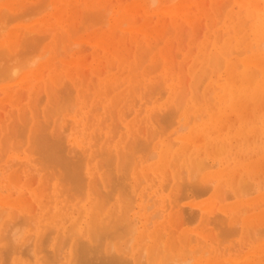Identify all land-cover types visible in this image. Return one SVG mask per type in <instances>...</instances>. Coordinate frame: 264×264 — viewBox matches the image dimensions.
<instances>
[{"label": "rangeland", "instance_id": "obj_1", "mask_svg": "<svg viewBox=\"0 0 264 264\" xmlns=\"http://www.w3.org/2000/svg\"><path fill=\"white\" fill-rule=\"evenodd\" d=\"M54 1H56L57 3L54 2ZM179 1H181V2H179ZM254 1H256V3H257L256 5H255V2ZM254 1L252 0L250 2V0H247V1L246 0H187V1L186 0H53V1L52 0L51 1L50 0H45V1L44 0H4V1L3 0H0V13H1V15L3 14L2 11H4V9L6 10L5 11L6 12L5 15L8 14V13H11L10 11L13 12L11 14H14L16 12L14 14L16 16H13L14 18L16 17V19H14L12 16H11L12 17L11 18L10 17V14L8 15L10 17V19L8 18V16L7 17L5 16L6 17V20L8 19L10 21L9 23H7V26L5 24L7 21L4 22L5 21L4 14L2 16L3 18L2 17L0 18V26H1V28H0V43L1 44L3 43L2 46H0V49H1V47L7 49L8 51L7 50L6 51L8 53H10V54L6 53V55L7 54L10 55L11 58L14 55L13 60H10L11 58L9 56H7L8 58H6V56L0 57L1 58L0 61L3 59V63L0 62V63H2V64H0V70H2V71L4 70V72H5V73H2V71H1L2 75L3 74H6L7 70H8V72L11 71L10 74L11 73L14 74L13 72H15L16 69L18 68V71L15 72V75H12L11 74L10 79L8 78L9 77L7 75L8 73L6 74L8 77L6 75H4V76L0 75L4 79L3 80V79L0 78V105L1 104L3 105V103H4L3 106H0V112H1L0 113V115H1L0 116V120L2 119L1 121L3 122V125H2L3 128L0 126V138H1L0 139V144H1V147H2L1 149H3V150H6L7 149L6 152L3 151V150L0 151L1 152L0 155H2V154L5 153L4 156H0L1 157L0 158V165H1L0 166V170H1L0 171V180H1L0 181L1 182L0 183V197L3 196L2 198H4V202H0V210L1 209H2V211L5 210L3 212L2 211L0 212V215L3 213V215H1V218H0V248H1V250H0V253H1L0 254V264H14V263L16 264V263H19V262H20V264H24V263H28V262H32V264H47L49 260H50V262H49L50 264L54 263V261L57 264H69L70 262H69V259L68 258H70V259L72 258L70 256L71 255L70 254V252H71L70 250L74 249V247H72V249H70L71 248L70 245L74 242V239L78 236V235H75L76 234L75 231L72 230L75 233L74 234L71 231V229H76L77 228V230H79V233L78 234H82V233H85V231L87 230V228L89 227V225L91 226V224H89L87 222L89 220H87L86 218L89 217L88 214L91 215L90 212H91L92 208H90V207H97L96 204H99V203L101 204L103 202V200H101L102 202H100V199L99 200L97 199L99 197V196L97 197V195H100V198H101V197H103L101 195L103 193H105V191H106V189L104 191V188L105 187L102 184V183H104V181L101 182L102 181L101 179H102V173L106 171L107 166H109L107 170L109 171V174H110V176H108V172L107 171L105 172V173H107L106 176H108L107 179H105V182L107 181V183L109 182L108 180H110L109 177H111V174H112L113 178L116 179L115 176H117V178H118V176L120 174L123 176V175L127 174V172H128V175H127L128 178L126 180L128 181V183L130 185H129V187H127L128 186V183L126 182L127 183V186H125L126 188L125 189L123 188L124 189V190L122 189L123 192L120 191V193H124V195L128 194L130 197L127 198L128 195L127 196H123L121 194L122 195V198H121V195L118 196V194H119L118 192L119 191H117V190H119V189L117 187H116L117 188L116 189L115 186H113V188L116 189V191L114 192V189L110 187L111 189H113L112 191L114 192L113 193V196L111 195L112 196V200L110 198L109 203H108L107 198L109 199L110 196L109 197H106V196H107V194L108 195H110V193L112 194V192H109L108 193V191H107L106 192L107 194L106 193L104 194V196L106 195L105 198H106V201H107V206H106V204L105 205H102L103 207L105 206V208L103 210V207L102 206L100 207V204H99L98 207H100L102 209H100L98 207L96 209L100 210V212L98 210L93 212L95 214L92 215V216L98 215L100 213L99 214L100 216L98 215V218H97V216H95V218H93L92 221H89L91 223L93 222V227L94 228H95V226L97 225L98 222L99 223L102 222V220H101L102 217L101 216H103L102 219L104 220V224L107 223L106 222L107 219L110 220V221L108 220V223H107L108 225H110L109 228L107 226L108 231H110V233L107 231V234H109L108 236L110 237L111 233L114 234L115 231L118 232V234H114L115 237L117 236L116 238L113 235H111L110 238H107L106 237L109 241L105 239L106 241L104 240L102 242L103 243L102 244V247L105 245V243H106V246H107L109 244L108 242H110V241H111L110 244L112 243L111 245H113L115 242H118L117 245H119L124 251L126 250L125 248H127V246H128L127 249H129V252H128V250L125 251L124 252L125 255H127L128 257H130L131 255H129V254L132 253L134 257L137 256L136 258L138 259V261H139V257H142V254H138L136 252H138L139 250H141V251H139L140 253H143L144 252L143 257H142V259L144 258V260H140V263L141 264L143 262H144L143 264H150L151 261L149 262V259L146 258V256L152 257V255H153V257H155V255H156V257H157V255H158V257H159V255H161L162 251H163V256L162 255L160 256L161 257V260L160 259H157L155 264H159V261L162 264H165V263L166 264H169V263L170 264H179V263L180 264H188V263L189 264H203V263L204 264H207L206 262H208V258L210 259V256H211V258L214 257V259L212 261L214 263H212V264L218 263V260H219V262L222 261L223 264H226V261H227L226 259L227 258H230V260L235 261L236 260L235 258L234 259H231L233 256H235L236 258L237 257L239 258V259L237 258V260L234 263L236 264V262H237V264H241V262H243L244 259L246 260L250 256V255H247L248 254L247 253L248 251L250 253H251V251L254 252V254H253V252L251 253V256L250 257H252V256L255 257L256 256L257 259L258 258L260 259V260H258L259 261L258 262L255 258L252 257L254 260L252 259L253 262L251 263V258H248L251 264L256 263V261H257L258 264L259 263L260 264H264V258H262V257H264V252H261L260 253L261 250L264 251V249H261V247H260V246L264 245V229L258 230L259 228H264V225H262V224H264V221H262V220H264V218H262V217H264V213H262V212H264V198H262V197H264V193H262V192H264V177H262V176H264V170H262V168H264V166H261V168H259L258 165L255 166L256 161L258 162L260 160L259 162H262L261 160L264 159V151H262V150H264V127H262V126H264V106H262V105H264V95H262V94H264V91H262V89H259V88H257L254 92L251 90V89H253V86H255V85H257V87H258V85L260 83L264 84V82H260L261 80L264 81V76H262V75H264V71H262V68H264V65L259 66L261 64V61H262L261 60V57L264 56V45H261V44H264V38H261L262 40L259 39L256 42H255V40H252L251 39L252 38V33H253V28H255V26L257 24L256 21H257L258 16H259V14L264 13V4H262V3H264V1H261V0H254ZM43 2H44V6H42L43 5L42 4ZM249 2L250 3H253L255 6L253 4H252L253 5L252 7L248 6V5H250ZM24 3H25V5H24ZM78 4H79V6L81 4V7H78ZM127 4H128V6H127ZM19 5L20 6L23 5V6L20 7ZM177 5H178V7H177ZM182 5H183V7H182ZM133 6L134 7L136 6L135 7V10H132V9H134ZM259 6H261V10L258 11V12L257 11H254L253 13L255 15L249 14V13H251L252 10H254L253 7H257V9H260ZM176 7H177V9H176ZM23 8L25 9L26 13H25V11H24ZM39 8H40V10L37 12L36 10H38ZM57 8H58V10L59 9H61V10L58 11ZM251 8H252V10H251ZM106 9L109 10V11H107V13H106ZM181 9H183V10H181ZM220 9H222L220 12H222L224 10L223 13H220L219 12ZM30 10L32 11V13L30 12ZM99 10H101V12ZM239 10H240V13L242 15L239 13ZM55 11L57 12V14H55ZM214 11H216V12H214ZM261 11H262V13H260ZM59 12H61L62 14L60 15ZM70 12H71V14H70ZM91 12L92 13L94 12V13L92 14ZM55 15H57L59 17H56ZM250 15H252L253 18H251L252 16H250ZM101 18H103V19H101ZM208 18H210V19H208ZM1 19H2V21H1ZM247 19H250V22H248ZM104 20H106V22ZM149 20H151V21H149ZM172 20H173V22H171ZM246 20H247V22H246ZM213 21H216L217 22V23L215 22L216 23L215 26H213L214 24L212 25V23H214ZM54 22H55V24H53ZM245 22H246V24H245ZM1 23H4V25L3 24L1 25ZM79 25H80V28H78ZM82 25H84V26H82ZM207 25H208V27H207ZM241 25H242V28H243V29L241 28L242 31H241V29L239 30V28H238V27H241ZM132 26H133V29H132ZM141 26H143V27H141ZM159 26H160V28H159ZM3 27H5V28L2 29ZM127 27L130 28L131 30H129ZM84 28H86V29H84ZM141 28H142V30H141ZM153 28H154V30H153ZM235 28H236V30L238 29L237 32H236ZM163 29H164V31H163ZM184 29H187L186 30L187 32ZM11 30H13V31H11ZM71 30H72V32H71ZM229 30H230V32H229ZM62 31L65 32V33H63ZM206 31H207V33H206ZM26 32H27V34H25ZM30 32H33L35 34V36H33L34 34H31ZM42 32H43V35H45V36L42 35ZM239 32H241V33H239ZM243 32L246 34L244 36V38H246V39H244L245 42L246 41L247 42L249 41L248 43H246L248 45V46H246V48L243 47V43H241V41H239V43L236 42L237 38L239 36H241V35L244 34ZM11 33H14L15 36L13 34H11ZM28 33H30V34H28ZM48 33H49V35H48ZM60 33H61V36L62 37L61 36H58V35H60ZM170 33H172V34H170ZM183 33L185 34V36H184ZM219 33H220V38H219ZM8 34L9 35L11 34V36H13V38L10 37V40H9L7 38V35ZM63 35H65V36H63ZM209 35H211V37ZM234 36H236V37H234ZM34 37H35V40L37 39L36 40L37 42H35ZM66 37L68 38V40H67ZM5 38H7V39H5ZM15 39H16L17 42H13V40L15 41ZM207 39L209 41H206ZM24 40L26 42L28 41L27 44H26V42ZM31 40H33V41H31ZM157 40H160L161 43H159L160 41L158 42ZM181 40L182 41L184 40L183 43H182ZM260 40L262 41V43L259 42ZM156 41L158 42L157 44L155 43ZM10 42H12V43H10ZM22 42L23 43L25 42L24 45H27V46H24L22 44ZM30 42H32V44L35 45V46L32 47L31 46L32 44L30 45ZM33 42H35V43H33ZM62 42H64V43H62ZM152 42L155 43V46H154L155 48L150 47V46L153 45ZM208 42H209V44H208ZM20 43L23 45V47H21V44ZM39 43L41 44V46L39 45ZM113 43H114V45H113ZM148 43H150V44H148ZM205 43H206V45H205ZM231 43H232V46L230 45ZM9 44H11L12 47L15 46L14 48H12L14 50H12V49L9 50V48H8L9 47ZM18 44H20V45H18ZM130 44H132V45H130ZM142 44H143V46H144V48L146 50H147L148 47L150 48V50H151V48H153L152 51H150V53L148 54L146 52V50H144ZM28 45H30V46H28ZM110 45H111V48L109 47ZM249 45H253L252 46V50L248 48ZM258 45L262 46V48L258 47ZM3 46H6V47H3ZM56 46H57V48H56ZM229 46L232 47L233 53L231 51H228L229 53L226 52V49L230 48ZM17 47H18V50H16V52H15V49H17ZM29 47L34 48L33 50L36 49L35 50L36 53L34 51H33L34 53L32 52L34 54L33 56H35V54H36L35 57H33L31 55L32 54V53H30L31 52V50H30L31 48H29ZM205 47H206V49H205ZM54 48H56L57 50L54 49ZM58 48H60V50ZM162 49L164 50L163 53H162ZM26 50H29V51L26 52ZM245 50H247V52ZM12 51L15 52V54ZM57 51H60V52L57 53ZM144 51L146 52L147 55L145 53H142ZM241 51H243V52L242 53H239ZM215 52L218 54V56L215 55L216 54ZM175 53H177V56H176ZM213 53H214V56L212 57L211 54L213 55ZM238 53L240 55H237ZM4 54L5 53L2 50L1 55H4ZM143 54H145V55H143ZM204 54H205V56H204ZM247 54H248V56H251V57H254V55H257V56L259 55L261 57L259 58V56H258V58L260 60V61L257 60L259 62L258 65H255L254 67L251 66L253 68V70L255 69L254 71L253 70L251 71V68L250 67H249L250 69H248L249 72H252L251 75H253V76L255 75V77L251 76L252 78H255L254 80H252L255 85L254 84H252V85L251 84H248V82H249L248 81L243 87H241L239 85L237 86V84L241 82V79L245 83V80L243 78H241V77H243V75L240 74V70L242 71L244 69V66L242 65V63L245 60L244 57L248 58ZM40 55H43V56L41 57ZM15 56H17L16 59H15ZM215 56H217L216 57V61H218V62H219L220 59H223L222 60V63H221L222 65L219 62V68L221 67L219 69V71L215 70L217 68L216 66H218V63L217 62L215 63V59L212 60L213 58H215ZM257 56H255L256 59H257ZM26 57H28V58H26ZM143 57H145L146 59L144 58L145 59L144 60ZM18 58H20V59H18ZM29 58L33 59L34 61L33 60L32 61L34 63H30L29 62V60H30ZM158 58L161 61V62L158 63V64L161 63V65H160L161 67H159V68H158V65L156 64ZM262 58H264V57H262ZM6 59H7V61L10 64L6 61ZM26 59H27V61L31 65L26 61ZM234 59H235L236 62H234ZM16 60H18V61H16ZM12 61L14 62V65L17 64L16 65L17 68L15 67L16 69H14V70H12L13 69V66H14V65H12L13 64ZM20 61H21V63H19L20 65L18 66V62H20ZM46 61H48V62H46ZM54 61L55 62L57 61L58 63H55ZM68 61H70V62H68ZM155 61H156V63H154V64H156V68H155V72H154V69L151 68V67L154 66V64L152 62H155ZM166 61L169 64H167ZM26 62H27V64H26ZM233 62L236 63V66H235L236 68L235 69L233 67L235 65ZM7 63H8V65H11V66H8ZM38 63L39 64L42 63L43 65L41 64L39 66ZM209 63H210V65H209ZM4 64H6L7 66H5ZM23 64H24V66H23ZM174 64H175V66H174ZM262 64H264V63H262ZM97 65H98L99 68L97 67ZM139 65H140V67H139ZM237 65H239V67H237ZM252 65H254V64H252ZM182 66H183V68H182ZM257 66H259L261 69L259 67H257ZM6 67H8V68L11 67L12 69L10 68V69L5 70ZM19 67H20V69H19ZM21 67H22V69H21ZM40 67H43L42 69L44 71ZM230 67L233 69V72L232 73H234V74L236 73V75L238 74L237 77L234 74L228 73L229 71H232V69H230ZM36 68H39L38 70L41 69V71H43V72L40 71V73H41L40 74L39 71ZM150 68L153 70V72L152 71L150 72V70H151ZM156 69H157V71H156ZM30 70L32 72L31 74H30ZM94 70H95V72L97 74L94 72ZM147 70L150 73L149 72L146 73ZM159 70H161L162 73ZM214 70L216 71V73H215ZM33 71H34V73H33ZM97 71H99L101 73H99ZM122 71L125 72V73H122ZM185 71H187V72H185ZM78 72H80V73L78 74ZM84 72L87 73L86 76H85L86 73L84 74ZM199 72L202 73V74L200 73L201 75H204V74L206 75V79H205L204 76H201L202 78H204L203 80H201V81H203V82H200L201 84L199 83V79H200L199 78L200 77ZM42 73H43V75H42ZM53 73H55V75H53ZM112 73H113V75H112ZM160 73H161V75H158ZM33 74L35 76H37V77H35ZM37 74H39V75H37ZM137 74H139V76H136ZM40 75H42V76H40ZM52 75H53V77H51ZM108 75L109 76L112 75V78H111V76L109 77ZM197 75L199 76L198 78H197ZM232 75H234L236 77V78L234 77L236 79L235 86L241 87V89L243 90L244 94L246 95V96H244V94H243L241 97L234 99L237 103L236 102L235 103H228V92H227V95L225 94L226 93L225 91L229 88L230 83H232V79H230ZM92 77L94 79H91ZM156 77L158 78V80H157ZM15 78H17V79H15ZM82 78H84V79H82ZM218 78H219V80H218ZM252 78H250V79H252ZM160 79H161V81H159ZM186 79H187V81H186ZM196 79H197V81H195ZM37 80L39 82L41 80V82L38 83ZM66 80L69 82V84L66 82ZM92 80L95 81V82H92ZM257 81H259L260 83L259 82L257 83ZM29 82H30V84H29ZM48 82H50L49 85H48ZM91 82H92V84L94 83L93 85H96L95 88H94V86H91ZM108 82L110 83V85H111L110 87L111 88L109 87V83ZM159 82H161L162 84L159 83ZM250 83H251V81H250ZM36 84H39V87ZM157 84L158 85H162L160 87L164 91L166 90L165 93L163 92V90L161 91V89L159 88V86H157ZM197 84H198V86L200 85V87H198ZM60 85H61V87H60ZM69 85H71V86L68 87ZM169 85H171V86H169ZM224 85L227 88L225 90L223 89V86ZM51 86H53L55 90L57 89L56 87H58V89L55 91L54 89H52L53 87H51ZM115 86H119V87L116 88ZM172 86L175 87V89ZM32 87H34V88H32ZM91 87H93V88L91 89ZM139 87H141V88H139ZM209 87H210V89H209ZM261 87L264 88V85H262ZM50 88H51V90H50ZM114 88H116V89H114ZM137 88H138V90H137ZM213 88H216V89H213ZM134 89H136V90H134ZM153 89L154 90L157 89L156 91H160V92H157L158 94L157 93L155 94V92H154ZM196 89H199V90L197 91ZM9 90H11V91H9ZM46 90H49L50 92L49 91H46ZM53 90L55 92H57V94L55 92H53ZM150 90L153 91L151 96H150V94H151V91ZM20 91H22L23 94ZM34 91L35 92L38 91L37 93L39 95H37V93L35 94ZM77 91H79L80 93L77 92ZM208 91H209L210 95H208L209 94ZM258 91H259V93H258ZM31 92H32V94H31ZM47 92L49 93V95H48ZM87 92L89 94L91 93L90 95L89 94L87 95V96H89V99L85 95V94H87ZM204 92H206L207 94L204 93ZM20 93H21V95H20ZM54 93L56 94V95H53L55 98L52 96V94H54ZM59 93H60V95H58ZM81 93L84 94L86 96V98ZM99 93H100V95H99ZM234 93H235V91L233 93H231V100L233 99ZM253 93H255V94H253ZM148 94L150 96L149 99L147 98ZM168 94H170V95L168 96ZM69 95H71V96H69ZM177 95H178V97H177ZM182 95L184 96V98L182 97ZM197 95H198V97H197ZM219 95H220V98H218ZM21 96H22V99L23 100L20 99ZM35 96H36V98H35ZM83 96H84V98H82ZM123 96H124V98H122ZM141 96H144V97H141ZM161 96H163V97H161ZM243 96H244V98H243ZM120 97H121V99H120ZM208 97H209L210 100H208ZM246 97H248V98H246ZM256 97H258V99ZM57 98H58V101H57ZM61 98H62V100H61ZM198 98H199V100H198ZM200 98H201V100H200ZM245 98L247 100L245 102V104L246 103L247 104L248 103H251L250 105H247L248 107H250L251 111H249L250 109L247 108V106L244 104ZM14 99L17 100V102H21V103H17ZM18 99H19V101H18ZM69 99L73 103L68 102ZM147 99L149 100V102L147 101ZM178 99H179V102L180 103H181V101L183 102L182 103V106H180V107H178L177 102H176V101H178ZM243 99H244V101H243ZM10 100L11 101L14 100V102L13 101L10 102ZM195 100H196V102H195ZM224 100H226V102H224ZM1 101H3V102H1ZM30 101H31L32 105H31V103H29ZM35 101L36 102L38 101L37 102L38 105L36 104ZM49 101L50 102L51 101H54V102L53 103L52 102L50 103ZM59 101H61V102L59 103ZM210 101H211V103H210ZM242 101H243V103H241ZM259 101L261 102V104H259ZM74 102H75V104H74ZM113 102H114V104H113ZM166 102H169L170 105L173 106V107H171L169 105V103H166ZM179 102H178V104H179ZM232 102H233V100H232ZM39 103H40V105H39ZM68 103H69V105H72L73 104V107L68 106L67 105ZM163 103L166 104V105H164ZM34 104H36V105H34ZM98 104H99V106H98ZM232 104H234L235 107H233L234 105H232ZM115 105H117V106H115ZM22 106H24V107H22ZM35 106H39V108L38 107H35ZM52 106L55 108V110L52 109L53 108ZM65 106H68L67 109H71L72 108V110L71 111L70 110L67 111V109H64V108H66ZM97 106H98V110H92V109H94V107H97ZM112 106H114V107H112ZM241 106L243 108H239ZM254 106H256V107H254ZM59 107H60V109L62 108L63 111L60 110ZM169 107H171L173 109V111ZM36 108L40 109V110H38L39 112L36 111L37 110ZM45 108H48V109L50 108L51 112H50L49 115H48V112L50 110H46ZM113 108H114V110H113ZM244 108H245V111H244ZM254 108L256 109V111H255ZM257 108L260 109V110H258ZM24 109H26L28 112L27 111L24 112ZM56 109H59V111H61V112L58 111L59 113H57L59 116L54 113V112H56ZM236 109H238L239 111L236 110ZM90 110L92 111V113H91ZM174 110H176L177 112L176 111L174 112ZM22 111H23V113H22ZM52 111H54V112H52ZM114 111H115V113H114ZM139 111H140V113H139ZM154 111H157V113L154 112ZM246 111L249 114H251L252 116L250 117L249 114ZM253 111H254V114H253ZM20 112H21V114H20V117L21 118L19 119L18 116H19V113ZM14 113H15V116H13ZM24 113L25 114L28 113V114L25 115ZM37 113H38V115H40V117H37L38 116ZM52 113H53V115H52ZM90 113H91V115H90ZM138 113H139V115H138ZM161 113H163V114L161 115ZM211 113H213V114H211ZM23 114H24V119H23ZM156 114H158V116L159 115H161V116L158 117ZM171 114H172V117H173V114H175L176 116L174 115V118L172 119V117L170 116ZM216 114H217V116H216ZM236 114H239V115H236ZM242 114H244L245 116H242ZM32 115H34V117ZM153 115H156V116H153ZM166 115L169 118L166 117ZM191 115H192V118L189 117ZM195 115H198V118ZM254 115H256V118L254 117ZM114 116H115L116 119H114ZM133 116L136 117V120H135V118ZM151 116L153 117V120L155 119L154 120L155 123L151 120L152 119ZM225 116H227V118ZM12 117H14V118H12ZM15 117H16V119H15ZM46 117H49V119H51V120H48V121H50V122H48L50 124L43 123V122H46V120H47ZM57 117L58 118L60 117V118L58 119ZM155 117H158L159 118V121H157L158 118H155ZM164 117H166V118H164ZM195 117L197 119H195ZM243 117H245V119ZM252 117H254L255 119L252 120L253 119ZM38 118H40V119H38ZM89 118H91V119H89ZM210 119H212V121H210ZM36 120H37L38 123L36 122ZM38 120L43 121L42 123L40 122V124H42V125L39 124V121ZM115 120H117V121H115ZM132 120H133V123H135V125H133ZM167 120L169 121V123H167ZM173 120H174V122H172ZM189 120H190V122H188ZM231 120L233 121V123H232ZM251 120L254 121V122H252ZM161 121H162V124L160 123ZM235 121H236V123H234ZM2 122H0V124ZM27 122H28V124H27ZM56 122H58L59 125L64 126V129H63V127L61 128L60 126H58V123H56ZM116 122H118V123H116ZM251 122H252V124H251ZM23 123L26 124L27 127H26V125H22ZM35 123H36L37 126L39 124L38 130H40L41 131V134H42V135H38V136L41 137V136H44L46 134L47 135V136L45 135L46 139H44L45 137H43V139L44 140H47V141L44 142V143L46 145H50L52 143L50 145V147H51L50 150H52V146H53V150H54V147H57V149L58 148H62V146H64V144H65L64 150L62 149L63 154H62V151L59 152V154L61 153V155H64L63 157H65V160L67 158L69 159L70 157L73 156L74 158L72 157L71 158L72 160L71 159L70 160L72 162L75 161V164L77 163L76 161H78V159H79L78 162L80 164L82 162L81 161L82 158L83 157L84 158L86 157L85 159L83 158V160H84V162H82V164L84 163L83 164L84 166L82 165L83 169L80 168V170L82 169L81 171L83 172V174H82L81 171H79L80 174H82V176L85 175V178H86V180H84L85 182L83 181L86 186L85 185L83 186V182H82V186L84 188H86V190H84V188L81 186L83 188L82 191L83 192L85 191L86 193L81 192V189H79L78 187H77V189L80 190V193H79V191L77 192V190L75 192V189L74 190L71 189V190H73L74 195L72 193H70L71 192V191L69 192L70 187L68 188V186L65 183L66 181L64 182V180L67 177L65 175H63V171H61L62 172L61 175H60L61 172H57L60 175L59 178L57 176L58 175L57 173H54V175L51 173L50 174L51 175L50 177H54L57 174L56 175L57 178L54 177V178L50 179L51 180L50 182H48L49 181L48 178H50L48 175L51 172V170L49 168L50 166L47 165L48 167L47 168L45 167L46 166L45 163L48 164V162H47L48 159H46L45 162H43L44 160H42V162L44 163V166L42 165L43 163H41L40 160H39L40 163H37V164L35 163L36 162L35 159L38 157V156L36 157V155H35L36 150L38 151L39 145H40V147H42V145L38 143V147H37L38 149H36V150L33 149V148H35V145H37V144H35V141H36L35 140L36 139L35 136H37V133H35V131H37V128H36L37 126L35 125ZM100 123H102L103 125L100 124ZM115 123H116V125H115ZM129 123H131L133 126H131ZM163 123H164V125H163ZM170 123L171 124L174 123V124L171 125ZM8 124H9V126H8ZM87 124H89V125H87ZM168 124H170V125H168ZM201 124H202V127L205 126V125H208L209 127L208 128H202L201 126H199ZM101 125L103 127H101ZM113 125H115V126H113ZM161 125H162V127L164 126L165 128L162 129L161 128ZM251 125H252V127H250ZM254 125L256 126L255 129L258 128V131H259V132H257V130L254 129V131H256V133L258 134V135H255L254 134L257 138L255 136H253V132L254 131H253L252 128H254ZM22 126L25 128V129L23 128V130H22V132L25 130L24 131L25 132L24 136L22 135L23 138H21L22 137L20 135L21 132L19 131V130H21L20 128ZM34 126H35L36 129L34 128ZM41 126H43V127L41 128ZM56 126H58V127L56 128ZM65 126H67V127H65ZM117 126H121V128L120 127H117ZM128 126H130V128ZM183 126H184V128H183ZM31 127H32L33 130L31 129ZM114 127L116 129H114ZM138 127H139V129H138ZM155 127H159V128H155ZM43 128L47 130L48 134H47V132L44 131ZM200 128H202V129H200ZM236 128H238V129H236ZM241 128H243L242 131H240ZM249 128H251V130H247ZM154 129H155V131L153 132ZM165 129H167V130L165 131ZM53 130H56V131L54 132ZM58 130H60V131L63 130L65 132L64 133L65 139L62 138L63 137V132L61 131L62 132L61 133ZM132 130H134V131L132 132ZM150 130H152V131H150ZM161 130H163L165 132L162 133ZM233 130H235L234 132H236V131L237 132L234 133ZM12 131H13V134H15V132H16L15 136L11 134ZM42 131L44 133H42ZM111 131H115V132L113 133ZM158 131L161 132V133H159ZM29 132H33L35 134V136L33 137V140H34L33 143H34V145L30 142V141H32L31 138H32V136L34 134L31 135V133H29ZM53 132H54L55 135L58 134V136H56V137H55V135L53 136L54 137V140H56L55 138H58V137H59V139L62 138V139H60V140H62L61 143H59L60 140L57 139V142L59 140L58 143L62 145V146L60 145L61 147L59 145H55L54 146V144H56L57 142H55L54 140H52L53 137H51V135H53V134H51V133H53ZM59 132H60V134H59ZM172 132H174V133H172ZM18 133H19L20 136L18 135ZM95 133H96V135H98V137L95 136ZM130 133L132 135H130ZM10 134H11L12 137L13 136L14 137L13 138H10V139L8 138L9 140H7L6 143L3 142V141H6L7 137H9ZM28 134H30V135L28 136ZM155 134H156V136H155ZM187 134H188V136L190 138L191 137L192 138L193 137L194 138L195 137L198 138V136H200V138H201V136H202L205 141L204 142L201 141L200 138L198 140H196V138L193 139L195 141L194 142L195 145H190V146L189 145L188 146L185 145L184 146V149L185 148L187 149V147H189L187 149V151L185 150L186 151L185 152L182 149L183 148V145L185 144V140H183V137H185ZM193 134H194V136H193ZM5 135H7V137ZM16 135H18V136H16ZM48 135H50V136H48ZM38 136H37V138H38ZM133 136H135L134 137L135 139L133 138ZM146 136H148L149 138L146 137ZM152 136H153L152 140L149 141ZM179 136L182 137V138H178ZM249 136L252 138V140H251V138ZM40 137H39V139H40ZM3 138L5 140H3ZM235 138L238 139L239 141L236 140ZM48 139H49V142H48ZM93 139H94L95 142L93 141ZM133 139L135 141L137 140L138 142H140L139 140H142V139L146 142L147 141L146 139H148L147 145H148V143H150L149 144L150 147L148 146L147 149H149V150H146V146L143 147L141 145V147H142V151L143 150L144 151L146 150L144 152L145 155H149L150 157L149 156H145L144 153H142V151L140 149L141 148L140 147V144H138V142L136 141L137 142V145H136V142L133 141ZM169 139H170L171 142H167V141H169ZM231 139H233V140L235 139L234 142L235 141H237V142L233 143V140H231ZM248 139H250V141ZM21 140L22 141L23 140L25 141V142L23 141L24 143H23V146L22 147L20 146V144L22 145V141ZM143 140L140 142L141 144L144 143ZM20 141H21V143H20ZM129 141L131 143H134V144L130 145L131 143ZM173 141H175V143L172 144V146H170L171 148L167 147L168 149H170V151H168L167 154H165L164 156L162 155L163 158L166 156L165 159H167V161L164 160L163 158L160 159L159 157H161V156H160L159 150L162 149L161 148L163 146L162 144H164L165 142H167V144L165 143V146H167L169 143H172ZM199 141L201 142V145L202 146H200V142ZM14 142L15 143L17 142V144H19V146L17 144H14ZM53 142H55V143H53ZM62 142H64V144H62ZM222 142L224 144H226V145L228 144L227 145V148L225 150H223V148H222ZM7 143H8V146H5ZM67 143H68V146H67ZM94 143H97V144H94ZM11 144L12 145L14 144V146L17 145L18 148L20 147V152H19V149L16 146L15 147L17 149L16 148L11 149L12 148L11 147L12 146ZM178 144H179V146H178ZM229 144H235V146L234 145L232 146V145H229ZM2 145H4V146H2ZM134 145H136V149L140 147L139 148V151H137L135 149V147L133 148ZM216 145L220 148L221 151H223V152H220L221 154L218 153L219 150L217 149L218 147ZM103 146H104V148H103V151H102V147ZM205 146H207L206 150H205ZM3 147H5V148H3ZM50 147H48V148H50ZM130 147H132V148H130ZM31 148H32V150H31ZM73 148H75V149H73ZM85 148L87 149V152H84L85 151ZM180 148H181L182 152H179L178 151ZM231 148H232V150H231ZM44 149H46V148H44ZM67 149L68 150L70 149L71 152H70V150L68 151ZM77 149H78V151H77ZM95 149H96V152H95ZM129 149H131V150L128 151ZM176 149H178V150H176ZM33 150H35V151H33ZM82 150H84L83 152L86 153V156L83 155L84 153L82 154ZM110 150L113 151V153ZM124 150L126 152L123 153L122 151H124ZM134 150L136 151L135 154H134ZM55 151H57L56 148L54 150V153L56 155L58 152L56 153ZM67 151L70 153V155L67 154ZM79 151H80V153H79ZM92 151L94 153H92ZM101 151L104 152V153H101ZM212 151H213V153H212ZM28 152H32V153L34 152V153L31 154V153H28ZM51 152L53 154V151H51ZM74 152H75V154H74ZM90 152H91L92 155L94 154V156H92L90 154ZM117 152H118V154H117ZM120 152H122V154L124 155L123 157H122V154ZM130 152H131V154H130ZM147 152H149L150 154H148ZM161 152H162V150H161ZM40 153H42V152L40 151ZM64 153H66V156H68L67 158H66V156H65ZM100 153L101 154H105V155L102 156ZM152 153H153V156L151 155ZM176 153H178V154L180 153L179 154L180 157H178L179 159L177 158L178 154H176ZM45 154L42 153L43 156ZM59 154H57L58 157L60 156ZM108 154H110L109 157L112 156V155L115 156V158L112 156L113 157V160L112 159L110 160V163H112L113 165L112 164L110 165L109 160H107V159H109V157L107 156ZM127 154H129L130 157L133 156L132 158L135 157V159L129 158L130 160L131 159L133 160V161L131 160V162H129L130 160H128V158H127L128 155ZM75 155H76V158H75ZM81 155H83V156H81ZM167 155H168V157H167ZM173 155L177 159L173 158ZM199 155H201V156H199ZM79 156H81V158ZM105 156H107V157H105ZM34 157H36V158L33 159ZM52 157H55V156H52ZM58 157H56V158H58ZM91 157H93L92 160H91ZM112 157H110V158H112ZM144 157L147 158V159H145ZM248 157H249L250 160L248 159ZM60 158H62V157H60ZM60 158H59V160H60ZM88 158H89V160L86 161V159H88ZM118 158L121 159V160L119 161ZM122 158H124V159L122 160ZM126 158H127V160H126ZM208 158H209V160H208ZM253 158H255V159H253ZM32 159H33V161H32ZM99 159L100 160L102 159L100 161L101 163L103 161V163L107 165V166L104 165L106 168H104V166L102 165L103 163L100 164V162H99V164H98V160ZM34 160H35V162H34ZM51 160L52 161H56L58 159H56V160L51 159ZM160 160H161V162H160ZM10 161L12 162V164L14 162H16V165L12 166V164H11ZM48 161H50V160H48ZM116 161H118V163ZM162 161L164 162V165L163 166H165L166 168L163 167L162 164H159V163H162ZM165 161H166V163H165ZM175 161H176V164L174 163ZM249 161H252V163H249ZM61 162L64 163V160L62 159ZM72 162L70 164H72ZM87 162H89L90 164H88ZM119 162L120 163L122 162L123 165L119 166ZM169 162L171 163L170 165H169ZM198 162L201 165L198 164ZM215 162H216V165H215ZM243 162H244V164H243ZM17 163H19V164H17ZM240 163H242L243 165H241ZM253 163H254V165H253ZM38 164H41L43 167H45L48 172H46L45 169L40 170V169H42L41 168L42 166L41 165L38 166ZM51 164H54V163L51 162ZM66 164H69V163H66ZM79 164H78V166H79ZM193 164H194V166H193ZM246 164H249V166H252V167L254 166V167L253 168H251V167L249 168V166L246 165ZM56 165H57V162H55V166ZM96 165H98L99 168H97ZM159 165H161V167ZM244 165H245V167H244ZM259 165H260V163H259ZM262 165H264V164H262ZM17 166H19V167H17ZM67 166H66V168H68ZM89 166H91V168ZM110 166H111V169L112 170L110 169ZM143 166H144V168H143ZM171 166H173V167H171ZM176 166H177V168H176ZM192 166H193V168H192ZM195 166H196V168L197 167H200L199 171L200 170L201 171H200L199 174H198L199 171L195 168ZM246 166L248 167L247 169L249 171L251 169V171H252V172L250 171L251 173L250 172H247L248 170H246ZM69 167H72V165H69ZM123 167L127 171H125L124 169L122 170ZM134 167H135V170H134ZM139 167H141V168H139ZM156 167L157 168L160 167V168L157 169ZM202 167H205V168H202ZM17 168L19 170H17ZM61 168H62V166L61 167L60 166L59 167H54V169H56V170L58 169V171ZM142 168H143V170H142ZM145 168H147V170ZM233 168L234 169L237 168L236 170H237V173L238 174L236 172L235 173L237 175H239V176L234 175V173H233V170L234 169ZM10 169L11 170H14V171H16V170L18 171V172L16 171L15 173L13 172L14 176H13V174H11V176H13L14 179H15L16 178L15 175L17 173V175H20V176H18L19 178L17 177L18 179H20V181L18 179H16L15 180L16 182L14 181L15 182L14 183L12 180H10V178H9V174L11 173V170ZM62 169H64V168H62ZM74 169H77V168L74 167ZM117 169L118 170L121 169V170H119L120 174L118 172H116V171H118ZM144 169H145V171H144ZM160 169H162V170L160 171ZM165 169H166L167 172L164 171ZM193 169L196 172V174L199 176V177L198 176H195V177H198L197 179L200 181L201 184H204L205 181H206V183L204 185H200V183L195 179V177H194L195 173H192L194 175H191V177H189L190 176L189 174H191L190 171L194 172ZM238 169H240V172L241 171L242 172L240 173L238 171ZM92 170L95 173H93ZM152 170H154L155 173ZM223 170H225V171H223ZM226 170H228V171H226ZM8 171H9V173H8ZM71 171H72V169H71ZM75 171L77 172V170H75ZM100 171H102V172L100 173ZM121 171L124 172V173L126 172V173L124 174ZM218 171H219V173L221 171V174H218ZM53 172H55V170H53ZM135 172H138V174L136 173L138 175L137 178H136L137 175L135 176ZM143 172H147V174L146 173H143ZM205 172L211 173V174L208 175V179L202 177L203 174H205ZM222 172H224V175H223ZM231 172H232V174H231ZM243 172H244V174H242ZM6 173L8 174V176H7ZM92 173L95 174L96 177H94V175H92ZM31 174H32V177H31ZM65 174H66V172H65ZM68 174L70 175L71 173H68ZM80 174L77 175V176H80ZM144 174H146V175L144 176ZM168 174H169V176H168ZM241 175L244 176L245 179ZM33 176H34V178H33ZM62 176H65L66 177L63 180H61L62 182H64V184L61 183V182L60 183L57 182L58 179H60V178L62 179ZM106 176H104V177H106ZM182 176H184V177H182ZM205 176H206V174H205ZM234 176H235V179H233ZM89 177H91V179H93V181L91 180V182H94V179H96V180L99 181V183L98 182H94L93 184L92 183L89 184L90 183V180H88V179H90ZM167 177H168V179H170L169 182L167 181L168 180ZM227 177H229V178H227ZM25 178L28 181H32V182H30V183L29 182H26ZM75 178H74V180H75ZM80 178H81V176H80ZM123 178H124V176H123ZM123 178H122V180H120L121 178L120 179L118 178V180L116 179L115 182H118V181L123 182L124 181ZM190 178H191V180H192L193 183L190 182L191 181ZM192 178H194V179H192ZM220 178L222 180V183H219V182H221ZM34 179L36 180V182H35ZM41 179H43V180L41 181ZM77 179L75 180V182L77 181ZM6 180H8V181H6ZM81 180H83V177H82ZM184 180H186V181H184ZM207 180H208V182H207ZM210 180H212L213 183ZM239 180L242 183L241 182L239 183ZM242 180H244V182L246 181L244 184L247 183L248 185L247 184L244 185ZM4 181H6V182H4ZM38 181L41 182L40 185H42V183H43V186L42 187H39L41 189L40 190L41 192L43 190V192H42V193H44L43 196H40L42 194L39 195V193H38L37 196H35V193L37 194V192L35 190H37V188H38V186H37L39 184ZM68 181H70V180H68ZM138 181H141V182H139V184H137L139 186H136V183H138ZM23 182L24 183L26 182V183L25 184H22ZM55 182H57L56 185H55ZM188 182H190V184ZM87 183H88V185H90V189L87 187L88 186ZM161 183L162 184H164V183L166 184V185H164V186H167V188H165L166 190L163 189L164 186ZM179 183H180V185H179ZM231 183L232 184L235 183L234 186ZM250 183H251V186H249ZM27 184L29 185V187L26 186ZM45 184L46 185L48 184L49 186L47 185V187H44ZM59 184H63L65 186H67L66 187V190H67L66 193L63 190L64 193L61 192L59 194V192L61 191L60 187H63V185H59ZM68 184H71V183L68 182ZM94 184H97V187H101L100 189L103 192L102 194L101 193L100 194L99 193H94L95 191L96 192L97 191L100 192L99 191L100 190L99 188H98V190H96V188L94 187ZM108 184L111 186V184H113V182L111 181V184H110V182ZM119 184H121V183H119ZM187 184H189V185H187ZM195 184H197L198 186L195 185ZM240 184L244 185V186L241 185L240 187H242V189L244 188V190H245V192L243 190V192L241 194H239L240 191H238L240 189V187H239ZM98 185H100V186H98ZM102 185H103L104 188L102 187ZM113 185H115V183ZM123 185H124V183L121 184V185H119V188L120 187H123ZM160 185H162V186H160ZM69 186L73 187L74 185L73 186L72 185H69ZM179 186H181V187H179ZM196 186L199 187L198 190L196 189L197 188ZM205 186H207V187L210 186V187L207 188ZM216 186L217 187L220 186L221 188L220 187L219 188L222 189V190H224L223 191L224 193L219 188L218 189L220 191L217 190V192H215L216 191L215 190L216 189ZM222 186H223V188H222ZM231 186H233V187H231ZM108 187L109 186L106 185V188H108ZM238 187H239V189L237 190ZM6 188L8 190H6ZM27 188L30 189V190H28ZM43 188L46 189L47 191L49 189L48 192H49L50 195H51V193H52V195L54 194L52 196V198H50L51 201L53 200L52 202H50V200L47 201L49 199V197L48 198L47 197L45 198V196L48 195V192L46 190H44ZM55 188H57V189H55ZM91 188H92V191L94 190V192H93L94 194L93 195H95V196H93L92 194L90 195L89 192H90ZM128 188H131L132 194L131 193L129 194V192H131L130 189L127 191V193L124 192ZM171 188L174 191V193L171 190ZM177 188H179V190H177ZM249 188L250 189L252 188V190H250ZM4 189H5V191H4ZM87 189H89V190H87ZM111 189H109V191ZM134 189H136V190H134ZM188 189H190V190H188ZM248 189L251 192L252 191L253 192L251 193L250 191H248ZM180 190L183 191V192H179ZM186 190L188 192V193L186 192L187 194L184 193ZM200 190L201 191L204 190L203 191L204 193L203 192H200ZM189 191L191 193L194 192L192 194V196H191V194H190ZM226 191H230V192H226ZM236 191H238V193ZM6 192H8L9 194H12L13 193V195H10L9 196V194L6 193ZM33 192H35V193H33ZM169 192L171 193V195H170L171 197L169 196V194H170ZM175 192H179V193L178 194L176 193L177 194L176 195ZM210 192H211V194H209ZM225 192H226V194H225ZM75 193H77V194L79 193L78 194L79 196L78 197L75 196V195H77ZM81 193L85 194V199H83V197H82L83 194H81ZM227 193H229L231 196L229 194H227ZM234 193H235V195H234ZM244 193L245 194L248 193V195H245ZM30 194H32V195H30ZM45 194H47V195H45ZM67 194L70 195L71 197L73 196L74 199L73 200L67 199V201H65L66 200L65 199V196ZM88 194H89V197H88ZM142 194H144V195H142ZM174 194L176 196H174ZM181 194L185 195L186 198L182 197V199L181 198L179 199V197L183 196ZM212 194H214V195L216 194V196H218V195L219 196L217 198H215V196L212 195ZM236 194H239V195L236 196ZM223 195L225 196V198L223 197ZM173 196L175 198H173ZM187 196H189V197H187ZM206 196H208V198ZM220 196H221V199L223 198L222 200H220V198H219ZM24 197H26V198H24ZM33 197H34L35 200L32 199ZM76 197L78 199H76ZM79 197H80V199H79ZM92 197H93V199H91ZM131 197H132V199H131ZM176 197L179 199L178 201H177V198ZM226 197H228L229 199H226ZM66 198H69V197L66 196ZM88 198L90 199L89 201H88ZM113 198H115V199H113ZM243 198H245V199H243ZM248 198H249V200H248ZM11 199H12L13 202L11 201ZM44 199H46L45 201H47V202H44ZM81 199H83V200H81ZM102 199H104V198H102ZM120 199H122L123 202L124 201L125 202L122 204V202H121L122 200H120ZM165 199H166L167 204H165ZM6 200H9V201L5 202ZM20 200H22L23 202L26 201V203L24 204ZM27 200H28V202H27ZM39 200L42 203L44 202L43 205L40 204L41 202ZM85 200H87L88 203ZM0 201H1V199H0ZM75 201H80V202H76L77 205L76 204L73 205V203ZM95 201H99V203H94ZM29 202H30L31 205L33 204L32 207L30 205V209L27 206V205H29ZM64 202H65V204H64ZM172 202H173V205H172ZM186 202H189L192 205H190L189 203H186ZM4 203L6 205H3ZM50 203H51V205H50ZM83 203L85 205L87 204V206H85ZM89 203H91V205ZM9 204H11V205H9ZM220 204H221V206L223 208L226 206L225 207L226 209L224 208V210L222 211V207L220 206ZM13 205H16V206H13ZM25 205L27 206V208L25 210H23L26 207ZM40 205H42V207H40ZM89 205H90V207H89ZM92 205H94V206H92ZM204 205L205 206L207 205L208 209L211 208V211L210 212H207L209 210ZM229 205H231V206H229ZM47 206L48 207L50 206V212H47V210L49 211V209H48ZM165 206H168V207L165 208ZM170 206L171 207L172 206L173 207L175 206V207L174 208H171ZM176 206H177V208H176ZM181 206H182V208H181ZM201 206L204 207V208H202ZM227 206H229V207L227 208ZM12 207H14V208H12ZM21 207L23 209H21ZM243 207H244V211L245 212H243V210H242ZM3 208H5V209H3ZM10 208L13 209L12 212H10L11 211ZM239 208H241V209L239 210ZM81 209L83 211H82V213H80V216H79V215H77V213L79 214L78 211H80ZM123 209H124V211H123ZM175 209L178 210L177 211V214H176V210ZM179 209H180V211L181 210H183V211L180 212ZM44 210H46V213L47 214L44 213L45 212ZM93 210H95V209H93ZM105 210H107V211H105ZM246 210H248V211H246ZM21 211H22L23 214H21ZM122 211L124 213H122ZM126 211H128V212H126ZM214 211H215V213H218L220 215L219 218H222L223 217L221 220H224V222L226 223V226L228 224L227 222H228L229 219H231L233 221V222L230 221V223H229L230 225H228V228L231 226L230 227V228H232L231 231L234 230V229L238 230L237 233H234L236 230L235 231H232L234 238L232 236H229V237H232L233 239L232 238H228V235L229 234L230 235L232 234L231 231H230V229H228V231L224 232V235H223V232L222 231L224 229L220 230V228H222L220 226L221 220L220 219H217V217L219 215L218 214L215 215ZM227 211H228V213H227ZM8 212H10L12 214L11 217H10V213H8ZM13 212H14V214H13ZM54 212L56 214H54ZM73 212H75V213H73ZM96 212H98V214ZM111 212H112L113 215H110ZM125 212H126V214H125ZM174 212H175V214H174ZM192 212H193V214H192ZM31 213H32V218L34 217L33 218V223H32V218L29 217L31 215ZM48 213H50V214H48ZM101 213H102V215H101ZM120 213L123 214V215L121 216ZM189 213H191V215L194 216V218L197 217V218H195L196 220L193 217H191V215H189ZM194 213H196L197 216L194 215ZM240 213H242V214H240ZM28 214H30V215H28ZM37 214L38 215H41V216H38ZM169 214H171V215H169ZM205 214H206V217H204ZM211 214H213V216L215 215V217H213ZM15 215H19L21 217H18L17 216L15 218ZM69 215H72V216L68 217ZM150 215H151V217H150ZM168 215L171 216V218H169ZM179 215H181V216H179ZM202 215L204 217V220H203V217H201ZM235 215H236L237 218H235ZM27 216L29 218H27ZM35 216H37V218ZM51 216H54V219ZM92 216H90L91 219H92ZM110 216L112 218V221H114V218H117V220L118 219L119 220L117 221L115 219L116 223L113 225V223L115 221L112 222ZM233 216H234V218H233ZM22 217L23 218L24 217L27 218V220H24V219H21L20 220V218H22ZM74 217H79V219L78 218L76 219ZM225 217L228 218V219H226ZM50 218L52 220H50ZM172 218H173V220H172ZM188 218L189 219L192 218V220H189ZM224 218L227 220V222H226V220ZM12 219H13V221L16 219V221H14V222H16V226H14V222L12 221ZM28 219H31V220H28ZM39 219H41L42 222L41 221L39 222ZM44 219H45V221H44ZM56 219L57 220L59 219L58 220V226L60 227V229L58 228V226H57V228L56 227H53V226L56 225V222H57ZM64 219L65 220L67 219L66 222H65ZM72 219L75 222L76 221L77 222L76 223L74 222L75 224L74 223L72 224V221H70ZM94 219H95V221H94ZM176 219L178 221H176ZM180 219L183 220V221H181ZM251 219L253 220V223H252V221L250 223H248L249 220H251ZM7 220H9V221H7ZM22 220H23V222H22ZM48 220H50L51 223H48ZM125 220H127V221H125ZM132 220L135 221V222H133ZM187 220L189 221L190 225H189V223H188ZM202 220H203V223H202ZM207 220H208V223H206ZM215 220L218 223H216ZM218 220H220V222ZM235 220H237L239 222H237ZM244 220L246 222H244ZM17 221H18V223H17ZM20 221H21V223H20ZM25 221H26L27 224L25 223ZM96 221H97V223H95ZM121 221H122V224H120ZM131 221L133 223H135V224H132ZM171 221H173V222H171ZM212 221H214V223L216 225H214V223L212 224ZM30 222H31V224H30ZM78 222H80L81 227H80V225H79ZM204 222H205V224H204ZM224 222H222V223H224ZM62 223H64V224L62 225ZM99 223H98V225H99ZM167 223L168 224L170 223V224L168 225ZM245 223H247V225H245ZM21 224H23V225L21 226ZM102 224H103V222L101 223V225H99V227L100 226H104V224L103 225ZM156 224H158V225H156ZM176 224H177V226H176ZM203 224H204L205 227L203 226ZM11 225H13V226H11ZM28 225H29V227H28ZM31 225L33 227H30ZM37 225H39V226H37ZM44 225H46L47 228ZM69 225H71V226L74 225L76 227L75 228H71V226L69 227ZM78 225H79V228L77 227ZM124 225H125L126 229H124L125 228ZM161 225L163 227H161ZM172 225H174V226H172ZM197 225H199V227L201 229ZM234 225H236V227ZM243 225H244V228H243ZM40 226H42V228L44 227L43 229L46 230V232L48 234L46 232H45L46 233L45 234L43 232L44 230L42 231V229H40ZM50 226H52V228ZM121 226H123V229H122ZM133 226L135 227L134 232L132 231L133 230V228H132ZM155 226H157V228ZM213 226L214 227H218L219 226L220 228L219 227L218 228H219L220 233H218V231H216V230H218V228H214ZM224 226H225V224H224ZM64 227H66L65 230H64ZM112 227H113V229H112ZM118 227H119V229H118ZM164 227H166L167 230ZM193 227H195V228H193ZM5 228L7 229V231H6ZM29 228H31V229H29ZM38 228L41 231H39ZM213 228L216 229V230H214ZM10 229H12L14 231H16L18 229V231L13 232ZM19 229L20 230L22 229V230L20 231ZM52 229L56 233L57 232H60V234L62 236L59 233L56 234ZM66 229H67V232L70 233V235H68V236H67V232H65ZM155 229H157L159 232L157 233V230H155ZM171 229H172V231H171ZM199 229L201 230V234L203 233V230L206 229V230H204V231H206L205 233H208V236L209 237L212 235V237H210L212 239L209 240L208 239L209 237L207 236L205 241L204 240L201 241L202 239L199 237L200 236V233L197 234V231L198 232L200 231ZM209 229H211V230H209ZM50 230H52V231H50ZM77 230H76V232H77ZM112 230L114 232H112ZM128 230H130V231H128ZM151 230H153L154 235H152L153 233H152ZM187 230H189V231H187ZM208 230H209V232H211V234L208 232ZM225 230H227V227H226ZM19 231H20V233H19ZM149 231H151V233ZM185 231L188 233V235H187V233H184ZM42 232H43V236L41 235ZM169 232L172 234V236L170 235ZM173 232H174V234H173ZM221 232H222V234H221ZM227 232H229V233L226 234L227 235L226 236L225 233H227ZM243 232H244V234L245 233L246 234L245 235L242 234ZM251 232H253V233L251 234ZM6 233H7L8 237H6L7 236ZM50 233H52V234H50ZM147 233L148 234L150 233L149 234L150 236ZM182 233H183V235H185V234L187 235V239L189 238L188 236L191 235L192 237L190 236V238L193 239L194 241H192V240L188 241L190 238L188 240L185 239L186 238V235L183 236ZM213 233H214V235H213ZM217 233L220 235V237H217L216 236ZM38 234H39V236H38ZM63 234L66 235V238L69 237V236H72L71 234H74L75 235V236L73 235L74 237L72 236L73 238H71V237H70V239L68 238L70 241L67 240V239H65V241L66 240H67V242L69 241L68 242V245H67V243H65V244L63 243L66 246V248L62 244V240H63V238H65V237H63ZM129 234H131L132 236L130 237ZM141 234L143 235V237L140 236ZM254 234L255 235L256 234L257 235L259 234V236H257V235L255 236ZM17 235H19V236H17ZM22 235H23V237H22ZM57 235H58V238H59V235H60V238L59 239H62L61 240V243L60 242H57L58 241V239L56 238ZM119 235H121L122 237L124 235H127V236H124L123 237L124 239H123ZM155 235H158L157 236L158 238ZM202 235H204V234H202ZM252 235H254V236H252ZM1 236H2V238H1ZM16 236H17V238H16ZM41 236H42V238H41ZM79 236H80V238H82V240H84L85 237H81V235H79ZM181 236H182V238H181ZM205 236H206V234H205ZM214 236H216L217 238H215ZM24 237H27V238H24ZM36 237L37 238H39V237L41 238L40 239L41 241L39 240V242H41L39 247H38L39 243H36V242H38V241H36V240H38ZM45 237H47V238H45ZM113 237L115 238V240H114ZM129 237L131 238V240H129L130 239ZM135 237L137 239H139L140 242H137L138 240ZM213 237L215 238V241H214ZM223 237L224 238L226 237V239L227 238L228 239L227 240L226 239L223 240L224 239ZM4 238H7V242L8 243L6 242V240ZM8 238H9V240H8ZM29 238H30V240L32 239L31 240L32 242L29 240ZM48 238H51V239H48ZM54 238H56V239H54ZM80 238L78 237L77 241ZM156 238L158 239V241H157ZM167 238H169L168 239L169 240V243L168 244H167V241H168ZM198 238L201 239L200 240L201 242L199 241ZM12 239H14V240H12ZM72 239H73V242H71ZM103 239H104V237H103ZM170 239H172V242L171 243H170ZM183 239H185V240H183ZM98 240H99V238H98ZM127 240H129L130 242H129V244H127L126 247H124L123 245L124 244L126 245ZM220 240H223V241H220ZM77 241H75V242H77ZM100 241H102V240L100 239ZM122 241H124V242H122ZM153 241H154V243H153ZM196 241H197L198 244L195 243ZM218 241L220 243L221 242L222 243L219 244ZM135 242H137V243H135ZM173 242L174 243L176 242V244H174ZM186 242H188V243L186 244ZM12 243H14V244H12ZM44 243L45 244L48 243V244L45 245ZM132 243H134L135 245L132 244ZM152 243L154 244V248L153 249H152V245H153ZM217 243L219 244L218 246H217ZM57 244L60 247L57 246ZM160 244H161V246H160ZM169 244H172V246L174 245L173 246L174 249L176 247L175 253H174V249ZM12 245H13V247H11ZM54 245L57 246V247H55ZM148 245H151V247H150L151 249H147L148 248ZM198 245H201V247L199 246L201 248V250L198 247ZM205 245H206V247H205ZM61 246H62V248H61ZM141 246H142L143 249L141 248ZM165 246H169V248L166 247V249H165ZM184 246H186V248ZM258 246L260 247L259 248L260 251L257 248ZM26 247L28 249H30V251L28 249L25 250ZM132 247H133V249H131ZM11 248L13 249V251H12ZM247 248H248V250H247ZM35 249L38 250V251L36 250L38 252V253L36 252V254H35V251H34ZM146 249L148 250V252H147ZM194 249L197 251V252L195 251L196 254H194V252H193ZM256 249H257V251H256ZM6 250H8L9 252L7 251L8 253H6ZM14 250H16V253L14 252ZM39 250H40V252H39ZM41 250H43V251H41ZM58 250H60L59 254H58ZM150 250L152 251V253H151ZM208 250H210V251H208ZM23 251L25 252V254L27 253L28 255L27 254L25 255ZM46 251L48 253H46ZM52 251H53V255L56 254V255H54L55 258L51 256V252ZM74 251H75V249L73 250V252ZM177 251H178V253H177ZM184 251H186V252L184 253ZM2 252H3V254H2ZM127 252L129 254H126ZM159 252H161V253L158 254ZM179 252L183 253L184 256H183V254H180ZM190 252H191V254H190ZM210 252L212 253V255H211ZM244 252H246V253L244 254ZM29 253L32 254L33 257L30 256ZM43 253L45 254L44 257H43ZM166 253L169 255V257H172V256H174L176 254L179 256V254H180L179 258L180 257H182V258H180L179 261L177 260L178 261L177 262L176 259H175L176 257L174 256L173 257L174 259L171 258V259L174 260V262H173V260L170 262V261H168V259L167 260L164 259V260L168 261V262H166V261H163V257L164 256L166 258H168V255ZM218 253L220 254V256H219ZM6 254L8 255V257H6L7 256ZM21 254H24V255H21ZM40 255L42 256L41 258H43V259L45 257H47L49 259L46 258V262H45V260L40 259ZM49 255L52 257V259L50 258ZM75 255H72V256L74 257ZM195 255H196V257H195ZM240 255L241 256L244 255L245 256V257L243 256L244 259H243V257L240 258ZM57 256H58V258H57ZM65 256H67V257H65ZM15 257H16V259L20 258V259H18L20 261H17L15 259ZM156 257H155V259H156ZM190 258H191V260H190ZM217 258H219V259H217ZM14 259L17 262H14L15 261ZM73 259H78V258L77 257L76 258L74 257ZM248 259L246 261L247 263H248ZM150 260H151V258H150ZM23 261H24V263H22ZM70 261H72V260H70ZM73 261H74V263L76 262L75 264H77V262H78L76 260H73ZM138 261H137V263H138ZM209 262H210V260H209ZM232 262H231V264H232ZM246 262H244V264H247ZM250 263H248V264H250ZM152 264H154V263H152ZM210 264H211V262H210ZM227 264H230V261H227Z\"/></svg>", "mask_w": 264, "mask_h": 264}, {"label": "bare ground", "instance_id": "obj_2", "mask_svg": "<svg viewBox=\"0 0 264 264\" xmlns=\"http://www.w3.org/2000/svg\"><path fill=\"white\" fill-rule=\"evenodd\" d=\"M3 1H4V0H3ZM44 1H45V0H44ZM50 1H51V0H50ZM52 1H53V0H52ZM186 1H187V0H186ZM246 1H247V0H246ZM251 1H252V0H250V2H251ZM253 1H254V0H253ZM261 1H264V0H261ZM26 2H27V1H26ZM54 2H56V1H54ZM74 2H75V1H74ZM87 2H88V1H87ZM149 2H150V1H149ZM179 2H181V1H179ZM184 2H185V1H184ZM184 2H183V3H184ZM229 2H230V1H229ZM250 2H249V3H250ZM254 2H255V5H256V4H257L256 1H254ZM257 2H258V1H257ZM3 3H4V2H3ZM52 3H53V2H52ZM56 3H57V2H56ZM79 3H80V2H79ZM212 3H213V2H212ZM6 4H7V3H6ZM6 4H5V5H6ZM13 4H14V3H13ZM26 4H27V3H26ZM42 4H43L42 6H44V2H43ZM177 4H178V3H177ZM252 4H253V3H250V5H248V6L252 7V6L254 5V4H253V5H252ZM258 4H259V3H258ZM262 4H264V3H262ZM8 5H9V4H8ZM10 5H11V4H10ZM24 5H25V3H24ZM29 5H30V4H29ZM46 5H47V4H46ZM48 5H49V4H48ZM255 5H254V6H255ZM12 6H13V5H12ZM15 6H16V5H15ZM19 6H20V5H19ZM22 6H23V5H22ZM22 6H20V7H22ZM42 6H41V7H42ZM127 6H128V4H127ZM148 6H149V5H148ZM219 6H220V5H219ZM57 7H58V6H57ZM78 7H81V4H80V6H79V4H78ZM133 7H134V6H133ZM135 7H136V6H135ZM135 7H134V9H132V10H135ZM146 7H147V6H146ZM177 7H178V5H177ZM177 7H176V9H177ZM180 7H181V6H180ZM182 7H183V5H182ZM182 7H181V8H182ZM259 7H260V9H257V7H253L254 10H252V8H251L252 11H251V13H249V14L255 15L253 12H254V11H257V12L260 11V10H261V6H259ZM259 7H258V8H259ZM10 8H11V7H10ZM28 8H29V7H28ZM45 8H46V7H45ZM55 8H56V7H55ZM104 8H105V7H104ZM162 8H163V7H162ZM219 8H220V7H219ZM18 9H19V8H18ZM18 9H17V10H18ZM23 9H24V8H23ZM164 9H165V8H164ZM171 9H172V8H171ZM244 9H245V8H244ZM1 10H2V9H1ZM39 10H40V8H39L38 10H36V11L38 12ZM57 10H58V8H57ZM57 10H56V11H57ZM60 10H61V9H59L58 11H60ZM103 10H104V9H103ZM103 10H102V11H103ZM181 10H183V9H181ZM184 10H185V9H184ZM221 10H222V9H220L219 12H220ZM5 11H6L5 9H4V11H2L3 14H4V19H5V21H4V20H3V21H4V22L7 21V22L5 23L6 26H7V23H9L10 21H9L8 19L6 20V17H7L9 14H10V17H11V16H12V17H13V16H16V15H14L16 12H15L14 14H11V13H13V12L10 11L11 13H8V14L5 15V13H6ZM24 11H25V9H24ZM56 11H55V14H57ZM80 11H81V10H80ZM93 11H94V10H93ZM97 11H98V10H97ZM99 11L101 12V10H99ZM107 11H109V10L106 9V13H107ZM159 11H160V10H159ZM170 11H171V10H170ZM176 11H177V10H176ZM223 11H224V10H223ZM223 11L220 12V13H223ZM242 11H243V10H242ZM242 11H241V12H242ZM30 12L32 13L31 10H30ZM104 12H105V11H104ZM167 12H168V11H167ZM179 12H180V11H179ZM181 12H182V11H181ZM214 12H216V11H214ZM217 12H218V11H217ZM25 13H26V11H25ZM28 13H29V12H28ZM59 13H60V15L62 14L61 12H59ZM91 13H92V12H91ZM93 13H94V12H93ZM93 13H92V14H93ZM95 13H96V12H95ZM106 13H105V14H106ZM165 13H166V12H165ZM177 13H178V12H177ZM239 13H240V10H239ZM239 13H238V14H239ZM260 13H262V11H261ZM3 14L1 15V13H0V15H1L0 18L3 16ZM70 14H71V12H70ZM182 14H183V13H182ZM215 14H216V13H215ZM225 14H226V13H225ZM240 14H241V13H240ZM189 15H190V14H189ZM218 15H219V14H218ZM241 15H242V14H241ZM252 15H250V16H252ZM5 16H6V17H5ZM20 16H21V15H20ZM51 16H52V15H51ZM55 16H56V17H59V16H57V15H55ZM118 16H119V15H118ZM134 16H135V15H134ZM232 16H233V15H232ZM248 16H249V15H248ZM10 17L8 16L9 19H10ZM12 17H11V18H12ZM92 17H93V16H92ZM175 17H176V16H175ZM187 17H188V16H187ZM191 17H192V16H191ZM219 17H220V16H219ZM224 17H225V16H224ZM2 18H3V17H2ZM13 18H14V17H13ZM71 18H72V17H71ZM162 18H163V17H162ZM162 18H161V19H162ZM164 18H165V17H164ZM184 18H185V17H184ZM188 18H189V17H188ZM188 18H187V19H188ZM210 18H211V17H210ZM210 18H208V19H210ZM220 18H221V17H220ZM251 18H253V16H252ZM251 18H250V19H251ZM256 18H257V17H256ZM256 18H255V19H256ZM14 19H16V17H15ZM50 19H51V18H50ZM101 19H103V18H101ZM105 19H106V18H105ZM174 19H175V18H174ZM189 19H190V18H189ZM227 19H228V18H227ZM227 19H226V20H227ZM232 19H233V18H232ZM250 19H247L248 22H250ZM46 20H47V19H46ZM96 20H97V19H96ZM96 20H95V21H96ZM165 20H166V19H165ZM175 20H176V19H175ZM211 20H212V19H211ZM247 20H246V22H247ZM1 21H2V19H1ZM14 21H15V20H14ZM104 21L106 22V20H104ZM104 21H103V22H104ZM133 21H134V20H133ZM149 21H151V20H149ZM149 21H148V22H149ZM191 21H192V20H191ZM205 21H206V20H205ZM255 21H256V20H255ZM122 22H123V21H122ZM171 22H173V20H172ZM189 22H190V21H189ZM209 22H210V21H209ZM213 22H214V23H212V25L214 24L213 26H215L217 22H216V21H213ZM215 22H216V23H215ZM235 22H236V21H235ZM246 22H245V24H246ZM253 22H254V21H253ZM256 22H257V24H256L255 28H253V33H252V38H251L252 40H255V42H256L257 40L261 39V38H264V13L259 14V16H258ZM111 23H112V22H111ZM146 23H147V22H146ZM146 23H145V24H146ZM207 23H208V22H207ZM2 24L4 25V23H1V25H2ZM53 24H55V22H54ZM121 24H122V23H121ZM123 24H124V23H123ZM190 24H191V23H190ZM209 24H210V23H209ZM230 24H231V23H230ZM192 25H193V24H192ZM234 25H235V24H234ZM254 25H255V24H254ZM6 26H5V27H6ZM82 26H84V25H82ZM112 26H113V25H112ZM135 26H136V25H135ZM171 26H172V25H171ZM173 26H174V25H173ZM237 26H238V25H237ZM5 27H3L2 29H4ZM141 27H143V26H141ZM145 27H146V26H145ZM156 27H157V26H156ZM156 27H155V28H156ZM161 27H162V26H161ZM169 27H170V26H169ZM169 27H168V28H169ZM176 27H177V26H176ZM198 27H199V26H198ZM207 27H208V25H207ZM244 27H245V26H244ZM0 28H1V26H0ZM78 28H80V25L78 26ZM127 28H128V27H127ZM127 28H126V29H127ZM136 28H137V27H136ZM157 28H158V27H157ZM157 28H156V29H157ZM159 28H160V26H159ZM166 28H167V27H166ZM166 28H165V29H166ZM172 28H173V27H172ZM238 28H239V30H240V29L242 28V25H241V27H238ZM11 29H12V28H11ZM34 29H35V28H34ZM52 29H53V28H52ZM84 29H86V28H84ZM128 29L131 30L130 28H128ZM132 29H133V26H132ZM176 29H177V28H176ZM208 29H209V28H208ZM242 29H243V28H242ZM242 29H241V31H242ZM246 29H247V28H246ZM251 29H252V28H251ZM20 30H21V29H20ZM41 30H42V29H41ZM81 30H82V29H81ZM139 30H140V29H139ZM141 30H142V28H141ZM148 30H149V29H148ZM153 30H154V28H153ZM184 30L186 31L187 29H184ZM206 30H207V29H206ZM235 30H236V28H235ZM237 30H238V29H237ZM237 30H236V32H237ZM11 31H13V30H11ZM17 31H18V30H17ZM33 31H34V30H33ZM35 31H36V30H35ZM43 31H44V30H43ZM77 31H78V30H77ZM143 31H144V30H143ZM163 31H164V29H163ZM19 32H20V31H19ZM28 32H29V31H28ZM39 32H40V31H39ZM50 32H51V31H50ZM62 32H63V31H62ZM71 32H72V30H71ZM160 32H161V31H160ZM166 32H167V31H166ZM166 32H165V33H166ZM171 32H172V31H171ZM186 32H187V31H186ZM229 32H230V30H229ZM30 33H31V34H34L33 32H30ZM30 33H28V34H30ZM63 33H65V32H63ZM206 33H207V31H206ZM239 33H241V32H239ZM243 33H244V32H243ZM11 34L14 35V33H11ZM11 34H10V35H9V34L7 35V38H8L9 40H10V37L13 38V36H11ZM25 34H27V32H26ZM74 34H75V33H74ZM134 34H135V33H134ZM170 34H172V33H170ZM183 34H184V33H183ZM21 35H22V34H21ZM42 35H43V32H42ZM48 35H49V33H48ZM65 35H66V34H65ZM65 35H63V36H65ZM221 35H222V34H221ZM245 35H246V34L244 33L243 35L239 36V37L237 38L236 42L239 43V41H241V43H243V47L246 48V46H248L246 43H248L249 41H248V42H247V41L245 42V40H244V39H246V38H244ZM14 36H15V35H14ZM27 36H28V35H27ZM31 36H32V35H31ZM33 36H35V34H34ZM33 36H32V37H33ZM36 36H37V35H36ZM43 36H45V35H43ZM58 36H61V33H60V35H58ZM58 36H57V37H58ZM132 36H133V35H132ZM158 36H159V35H158ZM184 36H185V34H184ZM209 36L211 37V35H209ZM20 37H21V36H20ZM23 37H24V36H23ZM61 37H62V36H61ZM87 37H88V36H87ZM108 37H109V36H108ZM234 37H236V36H234ZM248 37H249V36H248ZM7 38H5V39H7ZM17 38H18V37H17ZM36 38H37V37H36ZM44 38H45V37H44ZM47 38H48V37H47ZM47 38H46V39H47ZM66 38H67V37H66ZM219 38H220V33H219ZM249 38H250V37H249ZM3 39H4V38H3ZM39 39H40V38H39ZM195 39H196V38H195ZM9 40H8V41H9ZM34 40H35V37H34ZM36 40H37V39H36ZM36 40H35V42H37ZM42 40H43V39H42ZM58 40H59V39H58ZM58 40H57V41H58ZM67 40H68V38H67ZM261 40H262V39H261ZM261 40H260L259 42L262 43ZM11 41H12V40H11ZM24 41H25V40H24ZM31 41H33V40H31ZM40 41H41V40H40ZM157 41L159 42L160 40H157ZM157 41L155 42L156 44L158 43ZM181 41H182V40H181ZM183 41H184V40H183ZM183 41H182V43H183ZM206 41H209V40L207 39ZM250 41H251V40H250ZM6 42H7V41H6ZM13 42H17L16 39H15V41L13 40ZM25 42H26V41H25ZM25 42H24V43H25ZM27 42H28V41H27ZM27 42H26V44H27ZM35 42H33V43H35ZM42 42H43V41H42ZM58 42H59V41H58ZM188 42H189V41H188ZM8 43H9V42H8ZM10 43H12V42H10ZM24 43L22 42L23 45H24ZM59 43H60V42H59ZM62 43H64V42H62ZM152 43H153V42H152ZM155 43H153V45L151 44L152 46H150V47L155 48V47H154V46H155ZM159 43H161V41H160ZM2 44H3V43H2ZM2 44L0 43V46H2ZM20 44H21V43H20ZM20 44H18V45H20ZM22 44H21V47H23ZM31 44H32V42H30V45H31ZM148 44H150V43H148ZM173 44H174V43H173ZM208 44H209V42H208ZM234 44H235V43H234ZM30 45H28V46H30ZM39 45L41 46L40 43H39ZM113 45H114V43H113ZM130 45H132V44H130ZM130 45H129V46H130ZM205 45H206V43H205ZM230 45L232 46V43H231ZM261 45H264V44H261ZM24 46H27V45H24ZM31 46L33 47V46H35V45L32 44ZM142 46H143V44H142ZM207 46H208V45H207ZM207 46H206V47H207ZM214 46H215V45H214ZM252 46H253V45H249L248 48L252 50ZM3 47H6V46H3ZM14 47H15V46L12 47L11 44H9V47H8V48H9V50H10V49H12V48H14ZM32 47H29V48H31V49H30V50H31L30 53H32L33 51L35 52V50H36V49L33 50L34 48H32ZM38 47H39V46H38ZM59 47H60V46H59ZM64 47H65V46H64ZM101 47H102V46H101ZM109 47L111 48V45H110ZM130 47H131V46H130ZM206 47H205V49H206ZM220 47H221V46H220ZM229 47H230V46H229ZM258 47L262 48V46H260V45H258ZM36 48H37V47H36ZM56 48H57V46H56ZM56 48H54V49H56ZM143 48H144V46H143ZM148 48H149V47H148ZM148 48H147V50L144 48V50H146V52L149 54L150 51H152L153 48H151V50H150V48H149V49H148ZM203 48H204V47H203ZM217 48H218V47H217ZM227 48H228V47H227ZM241 48H242V47H241ZM1 49H2L3 52L5 53L4 55H1V53H2V50H1ZM1 49H0V51H1V52H0V55H1V56H0V57H3V56H6V58H8L7 56L10 57V55H8V54H10V53L7 52V51H8L7 49L2 48V47H1ZM38 49H39V48H38ZM58 49L60 50V48H58ZM105 49H106V48H105ZM130 49H131V48H130ZM141 49H142V48H141ZM200 49H201V48H200ZM4 50H5V51H4ZM6 50H7V51H6ZM12 50H14V49H12ZM16 50H18V47H17V49H15V52H16ZM20 50H21V49H20ZM24 50H25V49H24ZM46 50H47V49H46ZM56 50H57V49H56ZM94 50H95V49H94ZM96 50H97V49H96ZM191 50H192V49H191ZM193 50H194V49H193ZM28 51H29V50H26V52H28ZM98 51H99V50H98ZM129 51H130V50H129ZM148 51H149V52H148ZM163 51H164V50L162 49V53H163ZM228 51H231V52L233 53V51H232V47L226 49V52H228ZM236 51H237V50H236ZM245 51L247 52V50H245ZM12 52H13V51H12ZM12 52H11V53H12ZM15 52H13V53L15 54ZM23 52H24V51H23ZM34 52H33V53H34ZM44 52H45V51H44ZM58 52H60V51H57V53H58ZM140 52H141V51H140ZM146 52L144 51V52H142V53H145V54H146ZM231 52H230V53H231ZM237 52H238V51H237ZM237 52H236V53H237ZM242 52H243V51H241V52H239V53H242ZM6 53H8V54L6 55ZM13 53H12V54H13ZM17 53H18V52H17ZM24 53H25V52H24ZM33 53L31 54L32 56L34 55ZM35 53H36V52H35ZM215 53H216V52H215ZM228 53H229V52H228ZM239 53H238L237 55H240ZM19 54H20V53H19ZM60 54H61V53H60ZM105 54H106V53H105ZM145 54H143V55H145ZM175 54H176V56H177V53H175ZM186 54H187V53H186ZM200 54H201V53H200ZM253 54H254V53H253ZM20 55H21V54H20ZM22 55H23V54H22ZM43 55H44V54H43ZM43 55H40V56L42 57ZM125 55H126V54H125ZM140 55H141V54H140ZM146 55H147V54H146ZM201 55H202V54H201ZM209 55H210V54H209ZM215 55L218 56L217 53H216ZM18 56H19V55H18ZM35 56H36V54H35ZM35 56H33V57H35ZM127 56H128V55H127ZM173 56H174V55H173ZM191 56H192V55H191ZM196 56H197V55H196ZM204 56H205V54H204ZM211 56L213 57V56H214V53H213V55L211 54ZM217 56H215V58H213V59H212L211 57H210V58H211L212 60L215 59V63H216V62L218 63V66H216L217 68H216L215 70L219 71V69L221 68V67L219 68V62H220V64H221L223 59H220L219 62H218V61H216V57H217ZM247 56H248V54H247ZM255 56H257V55H254V57L248 56V58L244 57V58H245V60L243 61L244 64L241 62L242 65L244 66V69H243L242 71L240 70V74L243 75V77H241V78H243V79L245 80V83H244V81L241 79V82L238 83L237 86L239 85V86L243 87L248 81H249L248 84H251V85L254 84L252 80H254L255 78H252V77H251V76H253V75H251L252 72H249L248 69L251 68V71H252V70H253L252 67H254L255 65H258V64H259V62H258L257 60H259V58H260L261 56L258 55L259 58H258V56H257V59H256ZM13 57H14V55L12 56V58L10 57V58H11L10 60H13ZM16 57H17V56H15V59H16ZM20 57H21V56H20ZM24 57H25V56H24ZM33 57H32V58H33ZM96 57H97V56H96ZM106 57H107V56H106ZM152 57H153V56H152ZM154 57H155V56H154ZM174 57H175V56H174ZM186 57H187V56H186ZM219 57H220V56H219ZM226 57H227V56H226ZM232 57H233V56H232ZM237 57H238V56H237ZM262 57H264V56H262ZM262 57H261V60H262V61H261V64H260L259 66L264 65V64H262V63H264V58H262ZM22 58H23V57H22ZM26 58H28V57H26ZM37 58H38V57H37ZM39 58H40V57H39ZM53 58H54V57H53ZM98 58H99V57H98ZM109 58H110V57H109ZM144 58H145V57H143V59H144ZM203 58H204V57H203ZM205 58H206V57H205ZM234 58H235V57H234ZM0 59H1V58H0ZM18 59H20V58H18ZM29 59L31 60V61L29 60L30 63H34V62H33V61H34L33 59H31V58H29ZM145 59H146V58H145ZM145 59H144V60H145ZM155 59H156V58H155ZM158 59H159V58H158ZM158 59H157V63H156V61H155V62H152V63H153V64L156 63V64L158 65V68H159V67H161V66H160L161 63H160V64H158V63L161 62V61H160V59H159V60H158ZM32 60H33V61H32ZM71 60H72V59H71ZM141 60H142V59H141ZM202 60H203V59H202ZM217 60H218V59H217ZM232 60H233V59H232ZM237 60H238V59H237ZM255 60H256V61H255ZM6 61H7V59H6ZM14 61H15V60H14ZM16 61H18V60H16ZM24 61H25V60H24ZM26 61H27V59H26ZM48 61H49V60H48ZM48 61H46V62H48ZM94 61H95V60H94ZM107 61H108V60H107ZM110 61H111V60H110ZM210 61H211V60H210ZM259 61H260V60H259ZM0 62L3 63V59H2ZM7 62H8V61H7ZM27 62H28V61H27ZM27 62H26V64H27ZM29 62H28V63H29ZM46 62H45V63H46ZM54 62H55V61H54ZM68 62H70V61H68ZM137 62H138V61H137ZM234 62H236L235 59H234ZM234 62H233V63H234ZM2 63H0V64H2ZM5 63H6V62H5ZM8 63H9V62H8ZM8 63H7V65H8ZM12 63H13L12 65H14V62H13V61H12ZM19 63H21V61L18 62V66L20 65ZM30 63H29V64H30ZM42 63H43V62H42ZM42 63H41V64H42ZM55 63H58V62L56 61ZM102 63H103V62H102ZM166 63L169 64L167 61H166ZM213 63H214V62H213ZM9 64H10V63H9ZM38 64H39V63H38ZM41 64H39V66H40ZM153 64H152V65H153ZM156 64H154V66L151 67V68L154 69V72H155ZM196 64H197V63H196ZM196 64H195V65H196ZM234 64H235V65H234L233 67H234V69H235V68H236V67H235V66H236V63H234ZM252 64H254V65H252ZM4 65L7 66L6 64H4ZM4 65H3V66H4ZM16 65H17V64H16ZM16 65L13 66V69H12L11 67H9V68L6 67L5 70L10 69V68H11L12 70H14V69L17 68ZM30 65H31V64H30ZM42 65H43V64H42ZM59 65H60V64H59ZM141 65H142V64H141ZM163 65H164V64H163ZM209 65H210V63H209ZM221 65H222V64H221ZM5 66H4V67H5ZM8 66H11V65H8ZM23 66H24V64H23ZM39 66H38V67H39ZM174 66H175V64H174ZM189 66H190V65H189ZM251 66H252V67H251ZM259 66H257V67H259ZM1 67H2V66H1ZM15 67H16V68H15ZM45 67H46V66H45ZM97 67H98V65H97ZM132 67H133V66H132ZM132 67H131V68H132ZM139 67H140V65H139ZM237 67H239V65H237ZM249 67H250V68H249ZM40 68L42 69L43 67H40ZM55 68H56V67H55ZM98 68H99V67H98ZM101 68H102V67H101ZM101 68H100V69H101ZM110 68H111V67H110ZM133 68H134V67H133ZM151 68H150V69H151ZM158 68H157V69H158ZM182 68H183V66H182ZM182 68H181V69H182ZM259 68H260V67H259ZM19 69H20V67H19ZM21 69H22V67H21ZM36 69L38 70L39 68H36ZM41 69L38 70L39 73H40ZM79 69H80V68H79ZM134 69H135V68H134ZM148 69H149V68H148ZM157 69H156V71H157ZM167 69H168V68H167ZM227 69H228V68H227ZM230 69H232V68L230 67ZM260 69H261V68H260ZM42 70H43V69H42ZM55 70H56V69H55ZM70 70H71V69H70ZM102 70H103V69H102ZM208 70H209V69H208ZM215 70H214V71H215ZM222 70H223V69H222ZM254 70H255V69H254ZM254 70H253V71H254ZM1 71H2V70H0V75H2V73H5L4 70L2 71V73H1ZM9 71H10V70H9ZM16 71H18V68L16 69ZM16 71H15V72H16ZM43 71H44V70H43ZM43 71H41V72H43ZM77 71H78V70H77ZM86 71H87V70H86ZM100 71H101V70H100ZM151 71L153 72L152 69L150 70V72H151ZM159 71L161 72V70H159ZM178 71H179V70H178ZM197 71H198V70H197ZM262 71H264V68H262ZM10 72H11V71H10ZM10 72H8V70H7V72H6V74L8 73L7 75H8L9 77H8L6 74H3L2 76L6 75V76L10 79V76H11V74H12V73L10 74ZM12 72H13V71H12ZM15 72H13L14 74H12V75H15ZM94 72H95V70H94ZM97 72H99V71H97ZM147 72H149V71L147 70L146 73H147ZM150 72H149V73H150ZM185 72H187V71H185ZM232 72H233V69H232V71H229L228 73L234 74V73H232ZM31 73H32V72H31V70H30V74H31ZM33 73H34V71H33ZM50 73H51V72H50ZM79 73H80V72H78V74H79ZM85 73H86V72H84V74H85ZM95 73H96V72H95ZM99 73H101V72H99ZM102 73H103V72H102ZM122 73H125V72L122 71ZM122 73H121V74H122ZM161 73H162V72H161ZM161 73L158 74V75H161ZM168 73H169V72H168ZM190 73H191V72H190ZM200 73H201V72H199V74H200ZM205 73H206V72H205ZM207 73H208V72H207ZM215 73H216V71H215ZM248 73H249L250 75H249ZM254 73H255V72H254ZM40 74H41V73H40ZM96 74H97V73H96ZM116 74H117V73H116ZM128 74H129V73H128ZM152 74H153V73H152ZM184 74H185V73H184ZM201 74H202V73H201ZM201 74H200V77L197 75V78H198V77L200 78V79H199V83H200V82H203V81H201V80L204 79V78H202L201 76H204L205 79H206V75H205V74H204V75H201ZM225 74H226V73H225ZM255 74H256V73H255ZM21 75H22V74H21ZM33 75H34V74H33ZM37 75H39V74H37ZM42 75H43V73H42ZM42 75H40V76H42ZM53 75H55V73H53ZM53 75H52L51 77H53ZM67 75H68V74H67ZM71 75H72V74H71ZM86 75H87V73L85 74V76H86ZM112 75H113V73H112ZM112 75H110L111 78H112ZM118 75H119V74H118ZM123 75H124V74H123ZM182 75H183V74H182ZM185 75H186V74H185ZM234 75H235L236 77L238 76V74L236 75V73H235ZM234 75H232L231 78H230V79H232V83H230L229 88L227 89L225 85L223 86V89H224V90L227 89V90L225 91L226 93H225V92H224V93L227 95V92H228V103H235L236 101H235L234 99L239 98V97H241V96L244 94V92H243V90L241 89V87H237V86H235V84H236V79H235V78H236V77H235ZM2 76H0L1 79H3ZM18 76H19V75H18ZM34 76H35V75H34ZM108 76H109V75H108ZM110 76H109V77H110ZM136 76H139V74H137ZM178 76H179V75H178ZM249 76H250V77H249ZM262 76H264V75H262ZM29 77H30V76H29ZM32 77H33V76H32ZM35 77H37V76H35ZM48 77H49V76H48ZM61 77H62V76H61ZM83 77H84V76H83ZM106 77H107V76H106ZM123 77H124V76H123ZM149 77H150V76H149ZM179 77H180V76H179ZM234 77H235V78H234ZM253 77H255V75H254ZM5 78H6V77H5ZM26 78H27V77H26ZM62 78H63V77H62ZM69 78H70V77H69ZM84 78H85V77H84ZM84 78H82V79H84ZM156 78H157V77H156ZM250 78H252V79H250ZM15 79H17V78H15ZM35 79H36V78H35ZM85 79H86V78H85ZM91 79H94V78L92 77ZM96 79H97V78H96ZM116 79H117V78H116ZM194 79H195V78H194ZM207 79H208V78H207ZM3 80H4V79H3ZM32 80H33V79H32ZM43 80H44V79H43ZM60 80H61V79H60ZM100 80H101V79H100ZM105 80H106V79H105ZM125 80H126V79H125ZM155 80H156V79H155ZM157 80H158V78H157ZM165 80H166V79H165ZM184 80H185V79H184ZM218 80H219V78H218ZM30 81H31V80H30ZM35 81H36V80H35ZM37 81H38V80H37ZM45 81H46V80H45ZM130 81H131V80H130ZM134 81H135V80H134ZM134 81H133V82H134ZM159 81H161V79H160ZM181 81H182V80H181ZM181 81H180V82H181ZM186 81H187V79H186ZM191 81H192V80H191ZM195 81H197V79H196ZM250 81H251V83H250ZM14 82H15V81H14ZM40 82H41V80H40ZM40 82L38 81V83H40ZM55 82H56V81H55ZM66 82L69 84V82H68L67 80H66ZM77 82H78V81H77ZM92 82H95V81L92 80ZM92 82H91V86H94V88H95L96 85H93L94 83L92 84ZM139 82H140V81H139ZM155 82H156V81H155ZM255 82H256V81H255ZM258 82H259V81H257V83H258ZM260 82H264V81L261 80ZM260 82H259V83H260ZM32 83H33V82H32ZM46 83H47V82H46ZM49 83H50V82H48V85H49ZM108 83H109V82H108ZM118 83H119V82H118ZM159 83H161V82H159ZM159 83H158V84H159ZM163 83H164V82H163ZM185 83H186V82H185ZM7 84H8V83H7ZM29 84H30V82H29ZM56 84H57V83H56ZM68 84H67V85H68ZM74 84H75V83H74ZM121 84H122V83H121ZM121 84H120V85H121ZM138 84H139V83H138ZM138 84H137V85H138ZM143 84H144V83H143ZM154 84H155V83H154ZM158 84H157V86H159V88L161 89L160 86H162V85H158ZM161 84H162V83H161ZM195 84H196V83H195ZM200 84H201V83H200ZM260 84H261V85H260ZM260 84L258 85V87H257V85L254 84L255 86H253V89H251V90L254 92L257 88H259V89H262V91H264V88L261 87V86L264 85V84H262V83H260ZM36 85L39 87V84H36ZM40 85H41V84H40ZM88 85H89V84H88ZM179 85H180V84H179ZM189 85H190V84H189ZM64 86H65V85H64ZM70 86H71V85H69L68 87H70ZM73 86H74V85H73ZM89 86H90V85H89ZM104 86H105V85H104ZM110 86H111V85H110V83H109V87H110ZM169 86H171V85H169ZM197 86H198V84H197ZM206 86H207V85H206ZM10 87H11V86H10ZM49 87H50V86H49ZM51 87H53V86H51ZM60 87H61V85H60ZM62 87H63V86H62ZM83 87H84V86H83ZM115 87L117 88V87H119V86H115ZM134 87H135V86H134ZM136 87H137V86H136ZM152 87H153V86H152ZM152 87H151V88H152ZM154 87H155V86H154ZM172 87H173V86H172ZM179 87H180V86H179ZM182 87H183V86H182ZM185 87H186V86H185ZM194 87H195V86H194ZM198 87H200V85H199ZM198 87H197V88H198ZM203 87H204V86H203ZM213 87H214V86H213ZM32 88H34V87H32ZM56 88L58 89V87H56ZM63 88H64V87H63ZM89 88H90V87H89ZM92 88H93V87H91V89H92ZM110 88H111V87H110ZM116 88H114V89H116ZM139 88H141V87H139ZM159 88H158V89H159ZM169 88H170V87H169ZM173 88L175 89V87H173ZM6 89H7V88H6ZM10 89H11V88H10ZM37 89H38V88H37ZM39 89H40V88H39ZM52 89H54V87H53ZM57 89H56V90H57ZM71 89H72V88H71ZM112 89H113V88H112ZM154 89H155V88H154ZM154 89H153V90H154ZM160 89H159V90H160ZM194 89H195V88H194ZM209 89H210V87H209ZM213 89H216V88H213ZM30 90H31V89H30ZM50 90H51V88H50ZM54 90H55V89H54ZM54 90H53V92L56 91V90H55V91H54ZM72 90H73V89H72ZM72 90H71V91H72ZM134 90H136V89H134ZM137 90H138V88H137ZM156 90H157V89H156ZM156 90H154L155 94H156L157 92H160V91H156ZM162 90H163V89H161V91H162ZM171 90H172V89H171ZM196 90L198 91L199 89H196ZM9 91H11V90H9ZM9 91H8V92H9ZM17 91H18V90H17ZM46 91H49V90H46ZM89 91H90V90H89ZM150 91H151V94H150V96H151L153 91H152V90H150ZM165 91H166V90H165ZM165 91L163 90L164 93H165ZM183 91H184V90H183ZM210 91H211V90H210ZM212 91H213V90H212ZM234 91H235V93H234V95H233V99H232L233 102H232V100H231V93H233ZM18 92H19V91H18ZM20 92H22V91H20ZM34 92H35V91H34ZM37 92H38V91H37ZM37 92H35V94H36ZM49 92H50V91H49ZM77 92H79V91H77ZM187 92H188V91H187ZM187 92H186V93H187ZM195 92H196V91H195ZM9 93H10V92H9ZM39 93H40V92H39ZM47 93H48V92H47ZM55 93L57 94V92H55ZM55 93L52 94V96H53V95H56ZM71 93H72V92H71ZM79 93H80V92H79ZM96 93H97V92H96ZM129 93H130V92H129ZM144 93H145V92H144ZM147 93H148V92H147ZM149 93H150V92H149ZM183 93H184V92H183ZM192 93H193V92H192ZM204 93H206V92H204ZM208 93H209V91H208ZM255 93H256V92H255ZM255 93H253V94H255ZM258 93H259V91H258ZM22 94H23V92H22ZM31 94H32V92H31ZM35 94H34V95H35ZM66 94H67V93H66ZM81 94H82V93H81ZM88 94H89V93L87 92V94H85V95L87 96ZM90 94H91V93H90ZM90 94H89V95H90ZM106 94H107V93H106ZM121 94H122V93H121ZM142 94H143V93H142ZM157 94H158V93H157ZM159 94H160V93H159ZM162 94H163V93H162ZM184 94H185V93H184ZM206 94H207V93H206ZM20 95H21V93H20ZM37 95H39V94L37 93ZM37 95H36V96H37ZM48 95H49V93H48ZM58 95H60V93H59ZM82 95H84V94H82ZM85 95H84V96H85ZM99 95H100V93H99ZM115 95H116V94H115ZM163 95H164V94H163ZM169 95H170V94H168V96H169ZM178 95H179V94H178ZM178 95H177V97H178ZM204 95H205V94H204ZM208 95H210V93H209ZM208 95H207V96H208ZM260 95H261V94H260ZM262 95H264V94H262ZM8 96H9V95H8ZM15 96H16V95H15ZM22 96H23V95H22ZM22 96H21V98H20L21 100H23V99H22ZM36 96H35V98H36ZM41 96H42V95H41ZM61 96H62V95H61ZM69 96H71V95H69ZM84 96H83L82 98H84ZM86 96H85V98H86ZM150 96H149V94H148L147 98L149 99ZM159 96H160V95H159ZM159 96H158V97H159ZM174 96H175V95H174ZM244 96H246V95L244 94ZM244 96H243V98H244ZM254 96H255V95H254ZM13 97H14V96H13ZM13 97H12V98H13ZM23 97H24V96H23ZM53 97H54V96H53ZM87 97H88V99H89V96H87ZM94 97H95V96H94ZM141 97H144V96H141ZM141 97H140V98H141ZM155 97H156V96H155ZM158 97H157V98H158ZM161 97H163V96H161ZM175 97H176V96H175ZM182 97L184 98L183 95H182ZM192 97H193V96H192ZM197 97H198V95H197ZM209 97H210V96H209ZM209 97H208V100H210ZM261 97H262V96H261ZM6 98H7V97H6ZM24 98H25V97H24ZM31 98H32V97H31ZM54 98H55V97H54ZM58 98H59V97H58ZM58 98H57V101H58ZM72 98H73V97H72ZM122 98H124V96H123ZM218 98H220V95L218 96ZM246 98H248V97H246ZM246 98H245V101H244V99H243L244 104H245V102L247 101ZM256 98L258 99V97H256ZM15 99H16V98H15ZM15 99H14V100H15ZM37 99H38V98H37ZM120 99H121V97H120ZM130 99H131V98H130ZM148 99H147V101L149 102ZM251 99H252V98H251ZM261 99H262V98H261ZM1 100H2V99H1ZM6 100H7V99H6ZM14 100H12V101L14 102ZM39 100H40V99H39ZM50 100H51V99H50ZM61 100H62V98H61ZM72 100H73V99H72ZM85 100H86V99H85ZM157 100H158V99H157ZM167 100H168V99H167ZM181 100H182V99H181ZM198 100H199V98H198ZM200 100H201V98H200ZM211 100H212V99H211ZM12 101L10 100V102H12ZM15 101L17 102V100H15ZM18 101H19V99H18ZM31 101H32V100H31ZM31 101H30L29 103H31ZM40 101H41V100H40ZM54 101H55V100H54ZM54 101H51V102L53 103ZM117 101H118V100H117ZM145 101H146V100H145ZM147 101H146V102H147ZM230 101H231V102H230ZM243 101H242L241 103H243ZM261 101H262V100H261ZM1 102H3V101H1ZM16 102H15V103H16ZM35 102H36V101H35ZM37 102H38V101H37ZM37 102H36V104L38 105ZM42 102H43V101H42ZM49 102H50V101H49ZM51 102H50V103H51ZM60 102H61V101H59V103H60ZM68 102L73 103L72 101H70V99H69ZM111 102H112V101H111ZM119 102H120V101H119ZM134 102H135V101H134ZM148 102H147V103H148ZM154 102H155V101H154ZM176 102H177L178 107L182 106V103H183L182 101H181V103H180V102H179V99H178V101H176ZM176 102H175V103H176ZM178 102H179V104H178ZM195 102H196V100H195ZM224 102H226V100H224ZM17 103H21V102H17ZM26 103H27V102H26ZM59 103H58V104H59ZM62 103H63V102H62ZM62 103H61V104H62ZM166 103H169V102H166ZM210 103H211V101H210ZM236 103H237V102H236ZM239 103H240V102H239ZM254 103H255V102H254ZM36 104H34V105H36ZM74 104H75V102H74ZM113 104H114V102H113ZM115 104H116V103H115ZM163 104H164V103H163ZM250 104H251V103H248V104L246 103L245 105L247 106V105H250ZM259 104H261L260 101H259ZM3 105H4V103H3ZM3 105L1 104L0 106H3ZM5 105H6V104H5ZM14 105H15V104H14ZM21 105H22V104H21ZM24 105H25V104H24ZM31 105H32V103H31ZM39 105H40V103H39ZM55 105H56V104H55ZM67 105L73 107V104H72V105H69V103H68ZM124 105H125V104H124ZM140 105H141V104H140ZM164 105H166V104H164ZM169 105H170V103H169ZM232 105H234V104H232ZM241 105H242V104H241ZM53 106H54V105H53ZM53 106H52V107H53ZM56 106H57V105H56ZM59 106H60V105H59ZM62 106H63V105H62ZM68 106H65L66 108H64V109H67ZM74 106H75V105H74ZM98 106H99V104H98ZM98 106H97V107H94V109H92V110H98ZM115 106H117V105H115ZM134 106H135V105H134ZM170 106H171V105H170ZM230 106H231V105H230ZM262 106H264V105H262ZM22 107H24V106H22ZM32 107H33V106H32ZM32 107H31V108H32ZM35 107H38V108H39V106H35ZM47 107H48V106H47ZM49 107H50V106H49ZM112 107H114V106H112ZM171 107H173V106H171ZM171 107H169V108H171ZM187 107H188V106H187ZM233 107H235V105H234ZM237 107H238V106H237ZM254 107H256V106H254ZM258 107H259V106H258ZM260 107H261V106H260ZM38 108H36V109H37V110H36L37 112H39L38 110H40V109H38ZM123 108H124V107H123ZM125 108H126V107H125ZM166 108H167V107H166ZM166 108H165V109H166ZM239 108H243V107L241 106V107H239ZM239 108H238V109H239ZM247 108L250 109V107H248V106H247ZM21 109H22V108H21ZM45 109H46V110H50V108H49V109H48V108H45ZM52 109L55 110L54 107H53ZM59 109H60V107H59ZM59 109H56V112H54V111H52V112H54L55 114H57V113L61 112V111H59ZM171 109H172V108H171ZM171 109H170V110H171ZM225 109H226V108H225ZM233 109H234V108H233ZM238 109H236V110H238ZM254 109H255V108H254ZM257 109H258V108H257ZM16 110H17V109H16ZM60 110L63 111L62 108H61ZM68 110L71 111L72 108H71V109H67V111H68ZM113 110H114V108H113ZM141 110H142V109H141ZM153 110H154V109H153ZM184 110H185V109H184ZM258 110H260V109H258ZM12 111H13V110H12ZM20 111H21V110H20ZM25 111H27V110L24 109V112H25ZM58 111H59V112H58ZM90 111H91V110H90ZM172 111H173V109H172ZM175 111H176V110H174V112H175ZM198 111H199V110H198ZM238 111H239V110H238ZM244 111H245V108H244ZM249 111H251V109H250ZM255 111H256V109H255ZM14 112H15V111H14ZM27 112H28V111H27ZM50 112H51V110L48 112V115L50 114ZM154 112L157 113V111H154ZM174 112H173V113H174ZM176 112H177V111H176ZM235 112H236V111H235ZM240 112H241V111H240ZM246 112H247V111H246ZM0 113H1V112H0ZM22 113H23V111H22ZM91 113H92V111H91ZM91 113H90V115H91ZM114 113H115V111H114ZM139 113H140V111H139ZM139 113H138V115H139ZM149 113H150V112H149ZM213 113H214V112H213ZM213 113H211V114H213ZM243 113H244V112H243ZM247 113H248V112H247ZM247 113H246V114H247ZM250 113H251V112H250ZM11 114H12V113H11ZM11 114H10V115H11ZM20 114H21V112L19 113V116H18L19 119L21 118V117H20ZM24 114H25V113H24ZM24 114H23V119H24ZM27 114H28V113H27ZM27 114H25V115H27ZM34 114H35V113H34ZM94 114H95V113H94ZM129 114H130V113H129ZM158 114H159V113H158ZM158 114H156V115L158 116ZM162 114H163V113H161V115H162ZM166 114H167V113H166ZM248 114H249V113H248ZM253 114H254V111H253ZM37 115H38V113H37ZM48 115H47V116H48ZM52 115H53V113H52ZM57 115H58V114H57ZM127 115H128V114H127ZM156 115H153V116H156ZM161 115H159V116H161ZM167 115H168V114H167ZM167 115H166V117H168ZM174 115H175V114H173V117H172V114L170 115V116L172 117V119L174 118ZM198 115H199V114H198ZM198 115H195V116H197V118H198ZM236 115H239V114H236ZM0 116H1V115H0ZM13 116H15V113H14ZM32 116L34 117V115H32ZM58 116H59V115H58ZM105 116H106V115H105ZM105 116H104V117H105ZM115 116H116V115H115ZM115 116H114V119H116ZM159 116H158V117H159ZM175 116H176V115H175ZM203 116H204V115H203ZM211 116H212V115H211ZM211 116H210V117H211ZM216 116H217V114H216ZM234 116H235V115H234ZM234 116H233V117H234ZM242 116H245V115L242 114ZM242 116H241V117H242ZM249 116L251 117L252 115L249 114ZM37 117H40V115H38ZM37 117H36V118H37ZM50 117H51V116H50ZM106 117H107V116H106ZM106 117H105V118H106ZM133 117H134V116H133ZM158 117H155V118H158ZM166 117H164V118H166ZM189 117L192 118V115L189 116ZM225 117L227 118V116H225ZM228 117H229V116H228ZM254 117L256 118V115H254ZM254 117H252L253 119H252V118H251V119L254 120V119H255ZM12 118H14V117H12ZM46 118H47L46 122H43V121L38 120V121H39V124H40V122H41V123L43 122V123H46V124H50V123H48V122H50V121H48V120H51V119H49V117H46ZM57 118H58V117H57ZM59 118H60V117H59ZM59 118H58V119H59ZM105 118H104V119H105ZM134 118H135V120H136V117H134ZM151 118H152L151 120L154 122L155 119L153 120V117H152V116H151ZM168 118H169V117H168ZM197 118L195 117V119H197ZM221 118H222V117H221ZM223 118H224V117H223ZM237 118H238V117H237ZM243 118L245 119V117H243ZM15 119H16V117H15ZM27 119H28V118H27ZM38 119H40V118H38ZM89 119H91V118H89ZM104 119H103V120H104ZM162 119H163V118H162ZM170 119H171V118H170ZM188 119H189V118H188ZM1 120H2V119H1ZM1 120H0V122H2ZM55 120H56V119H55ZM163 120H164V119H163ZM179 120H180V119H179ZM233 120H234V119H233ZM235 120H236V119H235ZM252 120H251V121H252ZM57 121H58V120H57ZM115 121H117V120H115ZM157 121H159V118L157 119ZM210 121H212V119H210ZM231 121H232V120H231ZM14 122H15V121H14ZM25 122H26V121H25ZM36 122H37V120H36ZM58 122H59V121H58ZM58 122H56V123H58ZM65 122H66V121H65ZM68 122H69V121H68ZM104 122H105V121H104ZM170 122H171V121H170ZM172 122H174V120H173ZM188 122H190V120H189ZM252 122H254V121H252ZM252 122H251V124H252ZM21 123H22V122H21ZM21 123H20V124H21ZM37 123H38V122H37ZM56 123H55V124H56ZM102 123H103V122H102ZM102 123H100V124H102ZM116 123H118V122H116ZM116 123H115V125H116ZM132 123H133V120H132ZM140 123H141V122H140ZM154 123H155V122H154ZM160 123L162 124V121H161ZM164 123H165V122H164ZM164 123H163V125H164ZM167 123H169L168 120H167ZM222 123H223V122H222ZM232 123H233V121H232ZM234 123H236V121H235ZM27 124H28V122H27ZM39 124H38V126H39ZM65 124H66V123H65ZM65 124H64V125H65ZM127 124H128V123H127ZM129 124H130L131 126L135 125V123H133V125H132L131 123H129ZM170 124H171V123H170ZM170 124H168V125H170ZM172 124H174V123H172ZM172 124H171V125H172ZM210 124H211V123H210ZM216 124H217V123H216ZM2 125H3V122L0 124V126L2 127ZM22 125H26V124L23 123ZM35 125H36V123H35ZM40 125H42V124H40ZM56 125H57V124H56ZM66 125H67V124H66ZM87 125H89V124H87ZM102 125H103V124H102ZM102 125H101V127H103ZM115 125H113V126H115ZM118 125H119V124H118ZM166 125H167V124H166ZM179 125H180V124H179ZM8 126H9V124H8ZM8 126H7V127H8ZM36 126H37V125H36ZM38 126L36 127L38 132L35 131V133H37V136H38V135H42V134H41V131L38 130ZM44 126H45V125H44ZM58 126H60L61 128L63 127V129H64V126L59 125V123H58ZM58 126H56V128H57ZM199 126L202 127V124L199 125ZM244 126H245V125H244ZM26 127H27V125H26ZM42 127H43V126H41V128H42ZM65 127H67V126H65ZM117 127H120V128H121V126H117ZM128 127L130 128V126H128ZM179 127H180V126H179ZM208 127H209L208 125H205V126H203L202 128H208ZM215 127H216V126H215ZM218 127H219V126H218ZM250 127H252V125H251ZM255 127H256V126L254 125V128H252L253 131H254ZM262 127H264V126H262ZM2 128H3V127H2ZM10 128H11V127H10ZM23 128H24V127L22 126V127L20 128L21 130H19V131L21 132V133L19 132L21 136H22V135L24 136V134H25V132H24L25 130L22 132ZM34 128H35V126H34ZM36 128H35V129H36ZM39 128H40V127H39ZM131 128H132V127H131ZM155 128H159V127H155ZM161 128L163 129V128H165V127H164V126L162 127V125H161ZM177 128H178V127H177ZM177 128H176V129H177ZM181 128H182V127H181ZM183 128H184V126H183ZM202 128H200V129H202ZM221 128H222V127H221ZM243 128H244V127H243ZM243 128H241L240 131H242ZM247 128H248V127H247ZM11 129H12V128H11ZM24 129H25V128H24ZM31 129H32V127H31ZM43 129H44V128H43ZM59 129H60V128H59ZM66 129H67V128H66ZM112 129H113V128H112ZM114 129H116V128L114 127ZM138 129H139V127H138ZM167 129H168V128H167ZM167 129H165V131H166ZM218 129H219V128H218ZM236 129H238V128H236ZM32 130H33V129H32ZM32 130H31V131H32ZM41 130H42V129H41ZM56 130H57V129H56ZM56 130H53V131L55 132ZM181 130H182V129H181ZM245 130H246V129H245ZM247 130H251V128H249V129H247ZM255 130H257V132H259V131H258V128H256ZM16 131H17V130H16ZM44 131L47 132L46 129H44ZM58 131H60V130H58ZM58 131H57V132H58ZM61 131L63 132V137H62V138L65 139V137H64V133H65V132H64L63 130H61ZM61 131H60V132H61ZM133 131H134V130H132V132H133ZM138 131H139V130H138ZM141 131H142V130H141ZM150 131H152V130H150ZM154 131H155V129L153 130V132H154ZM161 131H162V133L165 132V131H163V130H161ZM234 131H235V130H233V132H234ZM253 131H252V132H253ZM17 132H18V131H17ZM39 132H40V133H39ZM54 132L51 133V134H53V135H51V137H53V136L55 135ZM60 132H59V134H60ZM62 132H61V133H62ZM111 132L114 133L115 131H111ZM116 132H117V131H116ZM153 132H152V133H153ZM158 132H159V131H158ZM233 132H232V133H233ZM236 132H237V131H236ZM236 132H234V133H236ZM248 132H249V131H248ZM19 133H18V135H19ZM29 133H31V135L34 134L33 132H29ZM42 133H44V132L42 131ZM142 133H143V132H142ZM150 133H151V132H150ZM159 133H161V132H159ZM172 133H174V132H172ZM241 133H242V132H241ZM241 133H240V134H241ZM11 134L15 136L16 132H15V134H13V131H12ZM11 134H10L9 137H7V135H5V136L7 137V139H6V141H3V140H5V139L3 138L2 141L6 143L7 140H9L10 138H13L14 136L12 137ZM47 134H48V132H47ZM147 134H148V133H147ZM156 134H157V133H156ZM156 134H155V136H156ZM243 134H244V133H243ZM254 134H255V135H258V134L256 133V131L253 132V136H255ZM18 135H16V136H18ZM20 135H19V136H20ZM29 135H30V134H28V136H29ZM43 135H44V134H43ZM45 135H46V134H45ZM45 135H44V136H41V137L38 136V138H37V136H35V134H34V135L32 136V138H31L32 141H30V142L34 145V143H33V142H34L33 137L35 136V138H36V139H35V140H36V141H35V144H37V145H35V148H33V147H32V148L35 149V150L38 149V148L40 149V150L38 149L39 152L36 150L35 155H36V157H37V156H38V157H37V158H36V157L33 158V159L36 158V159H35L36 162H35V160H34V162L37 164V163H40V162H41V163L45 162L46 159L50 160V161L47 160L48 164L45 163V165H46L45 167H46V168H47L48 166H50L49 168H50L51 172H50L49 175H48L49 177L51 176V175H50L51 173L54 175V173H57V172H61V171H63V175H65L68 179H67L65 176H62V179H61V178L58 179L57 182H58V183L61 182V183L64 184V182L66 181V182H65L66 185L68 186V188L70 187V190H69V189H68V190H69V192L71 191L70 193H72L73 195H74V193H73V190H74V189H75V192H76V190H77V192L79 191V193H80V190H79V189H81V192H83V191H82L83 188H84L83 186L85 185V183H84L85 181H84V180H86L85 175L82 176L83 172L81 171V170L83 169L82 165H83L84 163L82 164V162H84V160H83L84 157L82 158V160H81L82 162H81L80 164H79V162H78V161H79L78 158H79V157L81 158V156H83V155L86 156V153H84V152H87V149H86L87 147L85 148V151L82 150V154H83V153H84V154L81 155V156H79V157L77 158L78 161H76L77 163L75 164V161H74V162L71 161V160H72L71 158H72L73 156H72V157L69 156L70 158L68 159V158H67L68 156H66V153H64L65 156H66V158L68 159V160H67V159L65 160V157H63L64 155H61V153L59 154V152H61L62 149L64 150V146H65L64 142H62V144H64V146H62L61 144H59V143H61L62 140H60V139H62V138L59 139V137H58V138H55L56 140H54V137H53V139H52V140H54L55 142H57V139L60 140V142H59V140H58V142H59V143L57 142L58 144H57V143L54 144V146H55V145H59V146L61 145V146H62V148H58V149H57V147H54V150H55V148H56V150H57V151H55V152H56V153L58 152L57 154L60 155V156L58 157V155H57V154L55 155V153H54L53 146H52V150H50V149H51L50 145L52 144V143H51L52 141L50 142V143H51L50 145H46V144L44 143V142L47 141V140H44V139H46ZM65 135H66V134H65ZM130 135H132V134L130 133ZM206 135H207V134H206ZM3 136H4V135H3ZM23 136H22L21 138H23ZM46 136H47V135H46ZM48 136H50V135H48ZM56 136H58V134H56L55 137H56ZM95 136L98 137V135H96V133H95ZM100 136H101V135H100ZM135 136H136V135H135ZM135 136H133V138H134ZM169 136H170V135H169ZM190 136H191V135H190ZM193 136H194V134H193ZM244 136H245V135H244ZM253 136H252V137H253ZM6 137H5V138H6ZM39 137H40L41 140L39 139ZM43 137H45V138L43 139ZM97 137H96V138H97ZM138 137H139V136H138ZM146 137H148V136H146ZM249 137H250V136H249ZM255 137H256V136H255ZM8 138H9V139H8ZM21 138H20V139H21ZM47 138H48V137H47ZM119 138H120V137H119ZM148 138H149V137H148ZM152 138H153V136L150 138L149 141H151ZM154 138H155V137H154ZM178 138H182V137L179 136ZM195 138H196V137H195ZM195 138H194V137H193V138H192V137L190 138V137L188 136V134H187L185 137H183V140H185V144L183 145V148H182V149H183L184 151H185V150L187 151V149L189 148V147H187L188 145H189V146H190V145H195V144H194L195 141L193 140V139H195ZM199 138H200V136H198V138H196V140H198ZM204 138H205V137H204ZM250 138H251V137H250ZM256 138H257V137H256ZM261 138H262V137H261ZM261 138H260V139H261ZM0 139H1V138H0ZM14 139H15V138H14ZM24 139H25V138H24ZM42 139H43V140H42ZM111 139H112V138H111ZM134 139H135V138H134ZM134 139H133V141H135ZM140 139H141V138H140ZM200 139H201V141H203V142L205 141V140L203 139L202 136H201ZM235 139H236V138H235ZM235 139H234V140H235ZM97 140H98V139H97ZM97 140H96V141H97ZM142 140H143V139H142ZM142 140H139V141L141 142ZM146 140H147L146 142L143 140V142H144V143L142 142L143 144H141V143L138 142L137 140H136V141L138 142V144H140V147H141V145H142L143 147L146 146V150H149V149H147V148H148V146L150 147V145H149L150 143H148V145H147L148 139H146ZM231 140H233V139H231ZM234 140H233V143L237 142V141L234 142ZM236 140H238V139H236ZM248 140L250 141V139H248ZM251 140H252V138H251ZM256 140H257V139H256ZM21 141H22V140H21ZM21 141H20V143H21ZM23 141H24V140H23ZM23 141H22V145L20 144L21 147L23 146V143L25 142V141H24V142H23ZM37 141H38V142H37ZM63 141H64V140H63ZM93 141H94V139H93ZM136 141H135V142H136ZM163 141H164V140H163ZM238 141H239V140H238ZM12 142H13V141H12ZM48 142H49V139H48ZM48 142H47V143H48ZM55 142H53V143H55ZM94 142H95V141H94ZM129 142H130V141H129ZM137 142H136V145H137ZM167 142H171L170 139H169V141H167ZM167 142H165V143L167 144ZM199 142H200V141H199ZM223 142H224V141H223ZM223 142H222V148H223V150H225V149L227 148V145H228V144L226 145V144H224ZM231 142H232V141H231ZM260 142H261V141H260ZM38 143L41 144L42 147H40V145H39V147H38ZM43 143H44L45 145H44ZM92 143H93V142H92ZM130 143H131V142H130ZM163 143H164V142H163ZM165 143L162 144V145H163L162 147L160 146V147L162 148V149H161L162 152H161V150H159V152H160V156H161V157H159L160 159H162L163 156H164L165 154H167L168 151H170V149H168L167 147L171 148L170 146H172V144H174L175 141H173L172 143H169L167 146H165ZM14 144H17V142H16V143L14 142ZM14 144H13V145L11 144V145H12V146H11V147H12L11 149L16 148L17 145L19 146V144H17V145H15V146H16V147H15ZM94 144H97V143H94ZM126 144H127V143H126ZM132 144H134V143H131L130 145H132ZM144 144H145V145H144ZM179 144H180V143H179ZM179 144H178V146H179ZM72 145H73V144H72ZM90 145H91V144H90ZM136 145H134L133 148L135 147V149H136ZM181 145H182V144H181ZM185 145H187V146H186L187 149H186V148L184 149V146H185ZM196 145H197V144H196ZM223 145H224V146H223ZM229 145H232V146L234 145V146H235V144H229ZM2 146H4V145H2ZM5 146H8V143H7ZM43 146H44V147H43ZM61 146H60V147H61ZM67 146H68V143H67ZM67 146H66V147H67ZM138 146H139V145H138ZM178 146H177V147H178ZM200 146H202V145H201V142H200ZM216 146H217V145H216ZM26 147H27V146H26ZM37 147H38V148H37ZM48 147H50V148H48ZM95 147H96V146H95ZM140 147H139V148H140ZM217 147H218V146H217ZM217 147H216V148H217ZM224 147H225V148H224ZM1 148H2V147H1V144H0V149H1ZM3 148H5V147H3ZM7 148H8V147H7ZM17 148H18V147H17ZM17 148H16V149H17ZM32 148H31V150H32ZM42 148H43V149H42ZM44 148H46V149L48 148V149L46 150V149H44ZM70 148H71V147H70ZM103 148H104V146L102 147V151H103ZM130 148H132V147H130ZM139 148H137L136 150L139 151ZM178 148H179V147H178ZM199 148H200V147H199ZM206 148H207V146H205V150H206ZM216 148H215V149H216ZM232 148H233V147H232ZM232 148H231V150H232ZM18 149H19V152H20V147H19ZM41 149H42V150H41ZM59 149H60V150H59ZM73 149H75V148H73ZM96 149H97V148H96ZM96 149H95V152H96ZM140 149H141V151H142V147H141ZM217 149L219 150L218 153L223 152V151L220 150L219 147H218ZM2 150H3V149H1L0 151H2ZM6 150H7V149H6ZM6 150H3V151L6 152ZM24 150H25V149H24ZM35 150H33V151H35ZM43 150H44V151H43ZM45 150H46L48 153H47ZM58 150H59V151H58ZM67 150H68V149H67ZM69 150H70V149H69ZM69 150H68V151H69ZM100 150H101V149H100ZM112 150H113V149H112ZM130 150H131V149H129L128 151H130ZM146 150H145V151H146ZM150 150H151V149H150ZM176 150H178V149H176ZM40 151H41L42 153H44V154L46 153L47 155L45 154V155L43 156L42 153H40ZM51 151H53V154H54V155L52 154ZM68 151H67V154L70 155V153H69ZM73 151H74V150H73ZM73 151H72V152H73ZM77 151H78V149H77ZM77 151H76V152H77ZM83 151H84V152H83ZM102 151H101V153H104V152H102ZM110 151H111V150H110ZM116 151H117V150H116ZM118 151H119V150H118ZM128 151H127V152H128ZM145 151L143 150L142 153H144ZM178 151H179V152H182L181 148H180ZM186 151H185V152H186ZM262 151H264V150H262ZM262 151H261V152H262ZM70 152H71V150H70ZM99 152H100V151H99ZM111 152L113 153V151H111ZM122 152L124 153V152H126V151L124 150V151H122ZM122 152H120V153L122 154ZM132 152H133V151H132ZM135 152H136V151L134 150V154H135ZM157 152H158V151H157ZM159 152H158V153H159ZM176 152H177V151H176ZM0 153H1V152H0ZM17 153H18V152H17ZM21 153H22V152H21ZM28 153L33 154L34 152H33V153H32V152H28ZM38 153H39V154H38ZM79 153H80V151H79ZM92 153H94V152L92 151ZM101 153H100V154H101ZM120 153H119V154H120ZM147 153L150 154L149 152H147ZM212 153H213V151H212ZM212 153H211V154H212ZM4 154H5V153H4ZM4 154H2V155H0V156H4ZM37 154H38V155H37ZM40 154H41V155H40ZM62 154H63V151H62ZM74 154H75V152H74ZM76 154H77V153H76ZM90 154H91V152H90ZM90 154H89V155H90ZM98 154H99V153H98ZM117 154H118V152H117ZM130 154H131V152H130ZM132 154H133V153H132ZM176 154H178V153H176ZM179 154H180V153H179ZM179 154H178L177 158L180 157ZM214 154H215V153H214ZM216 154H217V153H216ZM220 154H221V153H220ZM256 154H257V153H256ZM256 154H255V155H256ZM258 154H259V153H258ZM49 155H50V156H49ZM72 155H73V154H72ZM78 155H79V154H78ZM91 155H92V154H91ZM101 155L104 156L105 154H101ZM109 155H110V154H108L107 156L109 157ZM111 155H112V154H111ZM127 155L129 156V154H127ZM144 155H145V153H144ZM151 155L153 156V153H152ZM162 155H163V156H162ZM218 155H219V154H218ZM45 156H46V157H45ZM52 156H55V157H52ZM92 156H94V154H93ZM96 156H97V155H96ZM102 156H101V157H102ZM107 156H105V157H107ZM112 156H113V155H112ZM112 156H110V157H112ZM123 156H124V155L122 154V157H123ZM128 156H127L128 160H130L129 158H132V157H133V156H132V157H130V156L128 157ZM145 156H149V155H145ZM199 156H201V155H199ZM212 156H213V155H212ZM215 156H216V155H215ZM236 156H237V155H236ZM256 156H257V155H256ZM18 157H19V156H18ZM43 157H44V158H43ZM50 157H51V158H50ZM56 157H58V158H56ZM60 157H62V158H60ZM110 157H109V159L106 158L107 160H109V163H110V160H111V159L113 160V157L115 158V156H113L112 158H110ZM141 157H142V156H141ZM149 157H150V156H149ZM167 157H168V155H167ZM251 157H252V156H251ZM0 158H1V157H0ZM39 158H40V159H39ZM42 158H43V159H42ZM59 158H60V160H59ZM73 158H74V157H73ZM75 158H76V155H75ZM85 158H86V157H85ZM85 158H84V159H85ZM98 158H99V157H98ZM119 158H120V157H119ZM119 158H118V159H119ZM127 158H126V160H127ZM144 158H145V157H144ZM144 158H143V159H144ZM165 158H166V156H165L163 159L167 161V159H165ZM173 158H175L174 155H173ZM173 158H172V159H173ZM177 158H175V159H177ZM257 158H258V157H257ZM260 158H261V157H260ZM33 159H32V161H33ZM37 159H38V160H37ZM51 159H53V160L58 159V160H56V161H52ZM62 159L64 160V163L61 162ZM70 159H71V160H70ZM92 159H93V157H91V160H92ZM123 159H124V158H122V160H123ZM132 159H135V157L132 158ZM132 159H131V160H132ZM145 159H147V158H145ZM178 159H179V158H178ZM191 159H192V158H191ZM248 159H249V157H248ZM251 159H252V158H251ZM253 159H255V158H253ZM1 160H2V159H1ZM39 160H40V162H39ZM42 160H44V161L42 162ZM74 160H75V159H74ZM88 160H89V158L86 159V161H88ZM101 160H102V159H101ZM101 160H100V159L98 160V164H99V162H100ZM120 160H121V159H119V161H120ZM131 160H130L129 162H131ZM173 160H174V159H173ZM208 160H209V158H208ZM249 160H250V159H249ZM58 161H59V162H58ZM70 161L72 162V164H70V163H71ZM132 161H133V160H132ZM136 161H137V160H136ZM166 161H165V163H166ZM170 161H171V160H170ZM195 161H196V160H195ZM252 161H253V160H252ZM252 161H249V163H252ZM259 161H260V160H259ZM259 161H258V162L256 161L257 164L255 163V166L258 165L259 168H261V166H264V165H262V164H264V159L261 160L262 162H259ZM10 162H11V161H10ZM13 162H14V161H13ZM17 162H18V161H17ZM51 162H53L54 164H51ZM55 162H57V165H58V166H57V165L55 166ZM60 162H61V163H60ZM111 162H112V161H111ZM116 162L118 163V161H116ZM160 162H161V160H160ZM190 162H191V161H190ZM200 162H201V161H200ZM245 162H246V161H245ZM66 163H69V164H66ZM87 163L90 164L89 162H87ZM102 163H103V161H102ZM102 163L100 162V164H102ZM117 163H116V164H117ZM123 163H124V162H123ZM174 163L176 164V161H175ZM195 163H196V162H195ZM195 163H194V164H195ZM259 163H260V165H259ZM261 163H262V164H261ZM11 164H12V162H11ZM17 164H19V163H17ZM50 164H51V165H50ZM59 164H60V165H59ZM62 164H63V165H62ZM65 164H66V165H65ZM78 164H79V166H78ZM111 164H112V163H110V165H111ZM132 164H133V163H132ZM159 164H162V166H163V165H164V162L162 161V163H159ZM170 164H171V163L169 162V165H170ZM191 164H192V163H191ZM194 164H193V166H194ZM198 164H200V163L198 162ZM240 164L243 165L244 162H243V164H242V163H240ZM240 164H239V165H240ZM14 165H16V162H14V163L12 164V166H14ZM39 165H41V164H38V166H39ZM42 165L44 166V163H43ZM42 165H41V166H42ZM47 165H48V166H47ZM64 165H65V166H64ZM67 165H68V166H67ZM69 165H72V167H69ZM75 165H76V166H75ZM80 165H81V166H80ZM102 165L104 166V165H106V164L103 163ZM102 165H101V166H102ZM112 165H113V164H112ZM121 165H123L122 162H121V163L119 162V166H121ZM136 165H137V164H136ZM165 165H166V164H165ZM200 165H201V164H200ZM210 165H211V164H210ZM215 165H216V162H215ZM229 165H230V164H229ZM229 165H228V166H229ZM246 165L249 166V164H246ZM251 165H252V164H251ZM253 165H254V163H253ZM0 166H1V165H0ZM43 166L41 167L42 169H40V168H39V169H40V170L45 169L46 172H48L47 169H46L45 167H43ZM51 166H52V167H51ZM59 166H60V167L62 166V168H64V169L66 168V166H67L68 168H66L65 170L61 168V169H59V171H58V169H57V170L54 169V167H59ZM83 166H84V165H83ZM96 166H97V168H99L98 165H96ZM101 166H100V167H101ZM106 166H107V165H106ZM130 166H131V165H130ZM137 166H138V165H137ZM153 166H154V165H153ZM155 166H156V165H155ZM159 166L161 167V165H159ZM193 166H192V168H193ZM196 166H197V165H196ZM196 166H195V168H196ZM202 166H203V165H202ZM205 166H206V165H205ZM17 167H19V166H17ZM74 167L77 168V169H74ZM89 167L91 168V166H89ZM108 167H109V166H107V168H106V167L104 166V168H106V171L108 172V176H110L109 171L107 170ZM157 167H158V166H157ZM157 167H156V168H157ZM160 167H159V168H160ZM163 167H165V166H163ZM163 167H162V168H163ZM171 167H173V166H171ZM244 167H245V165H244ZM250 167L253 168L254 166H253V167H252V166H249V168H250ZM37 168H38V167H37ZM49 168H48V169H49ZM52 168H53V169H52ZM80 168H82V169L80 170ZM104 168H103V169H104ZM119 168H120V167H119ZM129 168H130V167H129ZM139 168H141V167H139ZM143 168H144V166H143ZM143 168H142V170H143ZM154 168H155V167H154ZM159 168H157V169H159ZM165 168H166V167H165ZM176 168H177V166H176ZM192 168H191V169H192ZM195 168H194V169H195ZM202 168H205V167H202ZM237 168H238V167H237ZM237 168H236V169H237ZM247 168H248V167L246 166V170H248ZM256 168H257V167H256ZM39 169H38V170H39ZM71 169H72V171H71ZM78 169H79V170H78ZM88 169H89V168H88ZM110 169H111V166H110ZM123 169L125 170L124 167L122 168V170H123ZM145 169L147 170V168H145ZM145 169H144V171H145ZM148 169H149V168H148ZM191 169H190V170H191ZM194 169H193V171H194ZM196 169L199 171L200 167H197ZM196 169H195V170H196ZM222 169H223V168H222ZM225 169H226V168H225ZM233 169H234V168H233ZM233 169H232V170H233ZM236 169H234L235 171L233 170L234 175H237V174H238ZM254 169H255V168H254ZM10 170H11V169H10ZM10 170H9V171H10ZM15 170H16V169H15ZM17 170H19V169L17 168ZM17 170H16V171H17ZM53 170H55V172H53ZM69 170H70V171H69ZM75 170H77L78 173H77ZM111 170H112V169H111ZM117 170H118V169H117ZM119 170H121V169H119ZM119 170L116 171V172H118V173L120 174ZM134 170H135V167H134ZM134 170H133V171H134ZM161 170H162V169H160V171H161ZM177 170H178V169H177ZM228 170H229V169H228ZM228 170H226V171H228ZM232 170H231V171H232ZM257 170H258V169H257ZM262 170H264V168H262ZM0 171H1V170H0ZM9 171H8V173H9ZM16 171L11 170V173L9 174V178H10V180H12L13 182H14L16 179L19 178L18 176H20V175H17V173H16V175H15L16 178L14 179V177H13V176H14L13 172L15 173ZM25 171H26V170H25ZM68 171H69V172H68ZM79 171H81L82 174H80ZM88 171H89V170H88ZM92 171H93V170H92ZM106 171H105V172H106ZM125 171H127V170H125ZM128 171H129V170H128ZM152 171H154V170H152ZM164 171H166V169H165ZM164 171H163V172H164ZM181 171H182V170H181ZM198 171H197V172H198ZM200 171H201V170H200ZM200 171L198 172V174L200 173ZM207 171H208V170H207ZM223 171H225V170H223ZM238 171L240 172V169H238ZM250 171H251V169H250ZM250 171L248 170L247 172H250ZM17 172H18V171H17ZM44 172H45V171H44ZM65 172H66V174H65ZM67 172H68V173H71V174L69 175ZM73 172H74V173H73ZM75 172H76V173H75ZM101 172H102V171H100V173H101ZM105 172L102 173V179H101V178H100V179L102 180L101 182L104 181V183H102V184L104 185L105 188L103 187V185H102V187L104 188V191H105V189H106L105 193H106L107 191H108V193H109V192H112V194L110 193V195H108L107 193H106L107 196L105 195L106 197H109V196H110L109 199L107 198L108 203H109L110 198H111V200H112L113 193L116 191L117 188L119 189V190H117V191H119V192H118V193H119L118 196L121 195V194H122L123 196H127L128 194L124 195V193H120V191L123 192V190L126 188L125 186H127L128 181H127L126 179L128 178V177H127L128 172H127V174H125L126 172L124 173V172L121 171L122 173L125 174V175H123L124 178H123V176H122L121 174L119 175V174L117 173V174L119 175L118 178H119V179L121 178L120 180H122V178H123L124 181L126 180L125 182H124V181H123V182H120V181L115 182V180H116V179L118 180V178H117V176H115V175H114V176L116 177V179L113 178V176H112V174H111V177H109L110 180H108V181L110 182V184H111V181L113 182V184L115 183V185L111 184V186L108 184L109 182H108V183H107V181L105 182V179H107V177H108V176H106L107 173H105ZM166 172H167V171H166ZM175 172H176V171H175ZM211 172H212V171H211ZM235 172H236L237 174H236ZM241 172H242V171H241ZM241 172H240V173H241ZM251 172H252V171H251ZM251 172H250V173H251ZM261 172H262V171H261ZM32 173H33V172H32ZM93 173H95V172L93 171ZM93 173H92V175H94V177H96L95 174H93ZM100 173H99V174H100ZM104 173H105V174H104ZM136 173L138 174V172H135V176L137 175ZM143 173H146V174H147V172H143ZM154 173H155V171H154ZM184 173H185V172H184ZM184 173H183V174H184ZM190 173H191V174H189V175H190L189 177H191V175H194V174H192V173H195L194 177H195V176H198V175L196 174L195 171H194V172L190 171ZM207 173H208V172H205L206 176H205V174H203L202 177L208 179V175L211 174V173H208V174H207ZM222 173H223V175H224V172H222ZM254 173H255V172H254ZM6 174H7V173H6ZM11 174H13V176H11ZM41 174H42V173H41ZM57 174H58V175H57ZM57 174H56V175H57L58 178H59L60 175L62 174V172L60 173V175H59V173H57ZM75 174H76V175H75ZM79 174H80L81 178H80V176H77V175H79ZM117 174H116V175H117ZM146 174H144V176H145ZM163 174H164V173H163ZM174 174H175V173H174ZM181 174H182V173H181ZM213 174H214V173H213ZM218 174H221V171H220V173H219V171H218ZM229 174H230V173H229ZM231 174H232V172H231ZM231 174H230V175H231ZM242 174H244V172H243ZM252 174H253V173H252ZM42 175H43V174H42ZM42 175H41V176H42ZM45 175H46V174H45ZM56 175H55L54 177H56ZM103 175L106 176V177H104ZM184 175H185V174H184ZM230 175H229V176H230ZM250 175H251V174H250ZM7 176H8V174H7ZM48 176H47V177H48ZM68 176H69V177H68ZM120 176H121V177H120ZM148 176H149V175H148ZM168 176H169V174H168ZM226 176H227V175H226ZM237 176H239V175H237ZM241 176H242V175H241ZM241 176H240V177H241ZM254 176H255V175H254ZM258 176H259V175H258ZM17 177H18V178H17ZM31 177H32V174H31ZM39 177H40V176H39ZM54 177H50V178H48V179H49L48 182H50V181H51L50 179H52V178H54ZM75 177H76V178H75ZM82 177H83V180H81ZM91 177H92V176H91ZM91 177H89L90 179H88V180H90V183L88 182L89 184H91V183L93 184L94 182H98V183H99V181L96 180V179H94V182H91V180L93 181V179H91ZM94 177H93V178H94ZM137 177H138V175L136 176V178H137ZM182 177H184V176H182ZM182 177H181V178H182ZM198 177H199V176H198ZM198 177H195V179L200 183V181L197 179ZM200 177H201V176H200ZM210 177H211V176H210ZM231 177H232V176H231ZM242 177L244 178V176H242ZM262 177H264V176H262ZM7 178H8V177H7ZM12 178H13V179H12ZM29 178H30V177H29ZM29 178H28V179H29ZM33 178H34V176H33ZM33 178H32V179H33ZM56 178H57V177H56ZM56 178H55V179H56ZM64 178H66V179L64 180V182H62L61 180H63ZM74 178H75V180L78 178L76 182H75ZM109 178H108V179H109ZM165 178H166V177H165ZM227 178H229V177H227ZM30 179H31V178H30ZM35 179H36V178H35ZM35 179H34V180H35ZM38 179H39V178H38ZM72 179H73V180H72ZM111 179H112V180H111ZM129 179H130V178H129ZM146 179H147V178H146ZM167 179H168V177H167ZM183 179H184V178H183ZM192 179H194V178H192ZM233 179H235V176H234ZM244 179H245V178H244ZM254 179H255V178H254ZM261 179H262V178H261ZM10 180H9V181H10ZM18 180L20 181V179H18ZM23 180H24V179H23ZM23 180H22V181H23ZM25 180H26V182H29V183L32 182V181H28L26 178H25ZM39 180H40V179H39ZM42 180H43V179H41V181H42ZM56 180H57V179H56ZM68 180H70V181H68ZM95 180H96V181H95ZM138 180H139V179H138ZM169 180H170V179H168L167 181L169 182ZM190 180H191V178H190ZM201 180H202V179H201ZM220 180H221V178H220ZM227 180H228V179H227ZM231 180H232V179H231ZM0 181H1V180H0ZM6 181H8V180H6ZM6 181H4V182H6ZM19 181H18V182H19ZM83 181H84V182H83ZM153 181H154V180H153ZM184 181H186V180H184ZM197 181H196V182H197ZM210 181H212V180H210ZM232 181H233V180H232ZM242 181H243V184L246 182V181L244 182V180H242ZM15 182H16V181H15ZM15 182H14V183H15ZM26 182H25V183H26ZM35 182H36V180H35ZM35 182H34V183H35ZM38 182H39V181H38ZM57 182H55V185L57 184ZM68 182L71 183V184H68ZM74 182H75V183H74ZM82 182H83V186H82ZM86 182H87V181H86ZM126 182H127V183H126ZM139 182H141V181H138V183H136V186H139V185H137V184H139ZM155 182H156V181H155ZM177 182H178V181H177ZM190 182L193 183L192 180H191ZM190 182H188V183L190 184ZM203 182H204V181H203ZM203 182H202V183H203ZM207 182H208V180H207ZM240 182H241V181L239 180V183H240ZM0 183H1V182H0ZM7 183H8V182H7ZM25 183L23 182L22 184H25ZM88 183H87V185H88ZM106 183H107V184H106ZM117 183H118V184H117ZM119 183H121V184L124 183L123 187H120V188H119V185H121V184H119ZM153 183H154V182H153ZM205 183H206V181H205ZM205 183H204V184H205ZM212 183H213V181H212ZM219 183H222V180H221V182H219ZM241 183H242V182H241ZM5 184H6V183H5ZM40 184H41V182H39V184L37 185L38 188L36 187L37 190H35V191L37 192V194H36L35 192H33V193H35V196H37L38 193H39V195L42 194V195H40V196H43V194H44V193H42L43 190H42V192H41V191H40L41 189L39 188V187H42V186H43V183H42V185H40ZM48 184H49V183H48ZM48 184H47V185H48ZM63 184H59V185H63ZM161 184H162V183H161ZM189 184H187V185H189ZM204 184H201V183H200V185H204ZM207 184H208V183H207ZM209 184H210V183H209ZM229 184H230V183H229ZM231 184H232V183H231ZM234 184H235V183H234ZM234 184H232V185L234 186ZM246 184H247V183H246ZM246 184H244V185H246ZM259 184H260V183H259ZM7 185H8V184H7ZM7 185H6V186H7ZM34 185H35V184H34ZM39 185H40V186H39ZM45 185H46V184H45ZM45 185H44V187H47V185H46V186H45ZM69 185H72V186L74 185V186L71 187V186H69ZM76 185H77V186H76ZM95 185H96V186H95ZM100 185H101V184H100ZM100 185H98V186H100ZM106 185L109 186V187L106 188ZM129 185H130V184L128 183V186H127V187H129ZM153 185H154V184H153ZM162 185L164 186V185H166V184L164 183V184H162ZM162 185H160V186H162ZM172 185H173V184H172ZM179 185H180V183H179ZM187 185H186V186H187ZM195 185H197V184H195ZM195 185H194V186H195ZM218 185H219V184H218ZM241 185H242V184H240L239 187H240ZM244 185H242V186H244ZM247 185H248V184H247ZM26 186L29 187L28 184H27ZM48 186H49V185H48ZM64 186H65V185H63V187H60L61 191H60V192L58 191L59 194H60L61 192L64 193V191H65V193H66V191H67V190H66V187H67V186H65V187H64ZM81 186H82L83 188H82ZM85 186H86V185H85ZM113 186H115V188H116V187H117V188L114 189ZM197 186H198V185H197ZM197 186H196V187H197ZM220 186H221V185H220ZM220 186H219V187H220ZM233 186H231V187H233ZM249 186H251V183H250ZM253 186H254V185H253ZM32 187H33V186H32ZM55 187H56V186H55ZM74 187H75V188H74ZM77 187H78L79 189H77ZM87 187L90 189V185H88ZM94 187L96 188V190H98V188H99V189L101 188V187H97V184H94ZM110 187L114 189V192L112 191L113 189H111ZM169 187H170V186H169ZM179 187H181V186H179ZM200 187H201V186H200ZM202 187H203V186H202ZM205 187H207V186H205ZM209 187H210V186H208L207 188H209ZM219 187L216 186V189H215L216 191H215V190H214V191L217 192V190H218V191L221 190V191L223 192L224 190L220 189L221 187H220V188H219ZM239 187L237 188V190L239 189ZM7 188H8V187H7ZM7 188H6V190H8ZM10 188H11V187H10ZM30 188H31V187H30ZM33 188H34V187H33ZM48 188H49V187H48ZM62 188H63V189H62ZM123 188H124V189H123ZM165 188H167V186H164L163 189H165ZM188 188H189V187H188ZM218 188H219L220 190H219ZM222 188H223V186H222ZM246 188H247V187H246ZM253 188H254V187H253ZM27 189H28V188H27ZM43 189H44V188H43ZM52 189H53V188H52ZM55 189H57V188H55ZM71 189H73V190H71ZM89 189H87V190H89ZM93 189H94V188H93ZM109 189H111V190L109 191ZM122 189H123V190H122ZM129 189H130V191H131V192H129V194H130V193L132 194V190H131V188L126 189V191H124V192L127 193V191H128ZM146 189H147V188H146ZM180 189H181V188H180ZM196 189L198 190L199 187H197ZM202 189H203V188H202ZM204 189H205V188H204ZM235 189H236V188H235ZM249 189H250V188H249ZM249 189H248V191L252 190V188H251L250 190H249ZM28 190H30V189H28ZM44 190H46V189H44ZM58 190H59V189H58ZM63 190H64V191H63ZM84 190H86V188H84ZM134 190H136V189H134ZM134 190H133V191H134ZM147 190H148V189H147ZM157 190H158V189H157ZM165 190H166V189H165ZM171 190H172V188H171ZM174 190H175V189H174ZM177 190H179V188H177ZM188 190H190V189H188ZM206 190H207V189H206ZM208 190H209V189H208ZM226 190H227V189H226ZM228 190H229V189H228ZM243 190H244V188L242 189V187H240V189L238 190V191H240L239 194H241V193L243 192ZM253 190H254V189H253ZM1 191H2V190H1ZM4 191H5V189H4ZM33 191H34V190H33ZM39 191H40L41 193H40ZM46 191H47V190H46ZM48 191H49V189H48ZM48 191H47V192H48ZM91 191H92V188H91L90 192L88 191V192L90 193V195H91V194L93 195L94 193H99V194H100V193H101V194L103 193L101 189L99 190L100 192H98V191H97V192H96V191L94 192V190H93L92 192H91ZM172 191H173V190H172ZM191 191H192V190H191ZM203 191H204V190H203ZM203 191L200 190V192H203ZM212 191H213V190H212ZM238 191H236V192L238 193ZM248 191H247V192H248ZM9 192H10V191H9ZM31 192H32V191H31ZM93 192H94V193H93ZM134 192H135V191H134ZM162 192H163V191H162ZM179 192H183V191L180 190ZM179 192H175V194H176V193L178 194ZM186 192H187V190H186L184 193H186ZM189 192H190V191H189ZM226 192H230V191H226ZM226 192H225V194H226ZM234 192H235V191H234ZM244 192H245V190H244ZM250 192H251V191H250ZM250 192H249V193H250ZM252 192H253V191H252ZM252 192H251V193H252ZM6 193H8V192H6ZM67 193H68V192H67ZM79 193H78V194H79ZM83 193H86V192L84 191ZM83 193H81V194H83ZM105 193H103V194L101 195V196H103V197H101V198H100V195H97V197L99 196L97 199H98V200L100 199V202H102L101 200H103L104 203L102 202V203L100 204L99 201H95L94 203H99V204H100V207H101L102 205H105V204H106V206H107V201H106V198H105V196H104ZM145 193H146V192H145ZM167 193H168V192H167ZM169 193H170V192H169ZM173 193H174V191H173ZM173 193H172V194H173ZM184 193H183V194H184ZM187 193H188V192H187ZM187 193H186V194H187ZM193 193H194V192H193ZM193 193L190 192L191 196H192ZM203 193H204V192H203ZM223 193H224V192H223ZM262 193H264V192H262ZM1 194H2V193H1ZM3 194H4V193H3ZM8 194H9V193H8ZM72 194H71V195H72ZM75 194H77V193H75ZM78 194L75 195V196L78 197V196H79ZM175 194H174V196L177 195V194H176V195H175ZM183 194H181V195H183ZM199 194H200V193H199ZM209 194H211V192H210ZM209 194H208V195H209ZM216 194H217V193H216ZM216 194H215V195L212 194V195H214L215 198H217L219 195L216 196ZM221 194H222V193H221ZM227 194H229V193H227ZM239 194H236V196L239 195ZM244 194H245V193H244ZM6 195H7V194H6ZM6 195H5V196H6ZM10 195H13V193H12V194H9V196H10ZM20 195H21V194H20ZM30 195H32V194H30ZM45 195H47V194H45ZM49 195H50V194H49V192H48V195L45 196V198H46V197H47V198L49 197V199H48L47 201H49L50 198H52V196H53L54 194L52 195V193H51V195H50V196H49ZM111 195H112V196H111ZM122 195H121V198H122ZM133 195H134V194H133ZM142 195H144V194H142ZM170 195H171V193L169 194V196H170ZM200 195H201V194H200ZM202 195H203V194H202ZM229 195H230V194H229ZM234 195H235V193H234ZM245 195H248V193L245 194ZM5 196H4V197H5ZM58 196H59V195H58ZM60 196H61V195H60ZM66 196H68L69 198H66ZM66 196H65V199H66L65 201H67V199H69V200H73V199H74L73 196L71 197V196L68 195V194H67ZM75 196H74V197H75ZM93 196H95V195H93ZM174 196H173V198H175ZM178 196H179V195H178ZM191 196H190V197H191ZM193 196H194V195H193ZM227 196H228V195H227ZM230 196H231V195H230ZM230 196H229V197H230ZM2 197H3V196H2ZM2 197H0V199H1L0 202H4V198H2ZM16 197H17V196H16ZM61 197H62V196H61ZM70 197H71V198H70ZM77 197H76V199H78ZM80 197H81V196H80ZM80 197H79V199H80ZM82 197H83V199H85V194H83ZM88 197H89V194H88ZM128 197H130V196L128 195L127 198H128ZM170 197H171V196H170ZM182 197L186 198L185 195H183V196L179 197V199H180V198L182 199ZM187 197H189V196H187ZM194 197H195V196H194ZM198 197H199V196H198ZM206 197L208 198V196H206ZM211 197H212V196H211ZM223 197L225 198L224 195H223ZM259 197H260V196H259ZM24 198H26V197H24ZM35 198H36V197H35ZM43 198H44V197H43ZM95 198H96V197H95ZM102 198H104L105 200L102 199ZM125 198H126V197H125ZM150 198H151V197H150ZM176 198H177V197H176ZM209 198H210V197H209ZM219 198H220V200L223 199V198L221 199V196H220ZM246 198H247V197H246ZM255 198H256V197H255ZM262 198H264V197H262ZM262 198H261V199H262ZM27 199H28V198H27ZM32 199H34V197H33ZM83 199H81V200H83ZM91 199H93V197H92ZM113 199H115V198H113ZM123 199H124V198H123ZM131 199H132V197H131ZM170 199H171V198H170ZM179 199L177 198V201H178ZM226 199H229V198L226 197ZM243 199H245V198H243ZM16 200H17V199H16ZM24 200H25V199H24ZM28 200H29V199H28ZM28 200H27V202H28ZM34 200H35V199H34ZM36 200H37V199H36ZM40 200H41V199H40ZM40 200H39V201H40ZM45 200H46V199H44V202H47V201H45ZM89 200H90V199L88 198V201H89ZM120 200H122V199H120ZM129 200H130V199H129ZM175 200H176V199H175ZM175 200H174V201H175ZM207 200H208V199H207ZM248 200H249V198H248ZM256 200H257V199H256ZM7 201H9V200H6L5 202H7ZM11 201H12V199H11ZM20 201H22V200H20ZM39 201H38V202H39ZM52 201H53V200H52ZM52 201L50 200V202H52ZM85 201L87 202V200H85ZM135 201H136V200H135ZM152 201H153V200H152ZM154 201H155V200H154ZM180 201H181V200H180ZM211 201H212V200H211ZM258 201H259V200H258ZM12 202H13V201H12ZM22 202H23V201H22ZM38 202H37V203H38ZM40 202H41V201H40ZM44 202H43V203H44ZM70 202H71V201H70ZM76 202H80V201H75V202L73 203V205H74V204L77 205ZM121 202H122V204H123L125 201L123 202V200H122ZM150 202H151V201H150ZM155 202H156V201H155ZM212 202H213V201H212ZM228 202H229V201H228ZM248 202H249V201H248ZM23 203L25 204L26 201L23 202ZM31 203H32V202H31ZM43 203L41 202L40 204L43 205ZM87 203H88V202H87ZM169 203H170V202H169ZM186 203H189V202H186ZM232 203H233V202H232ZM235 203H236V202H235ZM249 203H250V202H249ZM255 203H256V202H255ZM255 203H254V204H255ZM11 204H12V203H11ZM11 204H9V205H11ZM13 204H14V203H13ZM16 204H17V203H16ZM45 204H46V203H45ZM64 204H65V202H64ZM83 204H84V203H83ZM89 204L91 205V203H89ZM99 204H96L97 207L99 206ZM128 204H129V203H128ZM128 204H127V205H128ZM165 204H167L166 199H165ZM165 204H164V205H165ZM189 204H190V203H189ZM215 204H216V203H215ZM229 204H230V203H229ZM252 204H253V203H252ZM3 205H6V204L4 203ZM26 205H27V204H26ZM26 205H25V206H26ZM30 205H31V204H30V202H29V205H27V206L29 207V209H30ZM32 205H33V204H32ZM32 205H31V207H32ZM42 205H40V207H42ZM50 205H51V203H50ZM84 205H85V204H84ZM90 205H89V207H90ZM94 205H95V204H94ZM94 205H92V206H94ZM170 205H171V204H170ZM172 205H173V202H172ZM190 205H192V204H190ZM213 205H214V204H213ZM225 205H226V204H225ZM261 205H262V204H261ZM13 206H16V205H13ZM21 206H22V205H21ZM27 206H26L24 209L21 207V209L25 210V209L27 208ZM44 206H45V205H44ZM62 206H63V205H62ZM62 206H61V207H62ZM85 206H87V204H86ZM124 206H125V205H124ZM130 206H131V205H130ZM177 206H178V205H177ZM177 206H176V208H177ZM199 206H200V205H199ZM204 206H205V205H204ZM209 206H210V205H209ZM220 206H221V204H220ZM229 206H231V205H229ZM229 206H227V208H228ZM253 206H254V205H253ZM18 207H19V206H18ZM23 207H24V206H23ZM47 207H48V206H47ZM76 207H77V206H76ZM97 207H90V208H92V210L90 209V210H91V212H90L91 215L88 214L89 217L95 214V213H93V212L98 210V209H96ZM100 207H98V208H100ZM102 207H103V206H102ZM122 207H123V206H122ZM145 207H146V206H145ZM148 207H149V206H148ZM154 207H155V206H154ZM167 207H168V206H165V208H167ZM170 207H171V206H170ZM174 207H175V206H174ZM174 207L172 206L171 208H174ZM197 207H198V206H197ZM201 207H202V206H201ZM205 207L208 209L207 205H206ZM221 207H222V206H221ZM225 207H226V206H225ZM225 207H224V208H225ZM12 208H14V207H12ZM12 208H10V209H11L10 212H12V210H13ZM15 208H16V207H15ZM34 208H35V207H34ZM34 208H33V209H34ZM104 208H105V206L103 207V210H104ZM135 208H136V207H135ZM181 208H182V206H181ZM202 208H204V207H202ZM218 208H219V207H218ZM224 208L222 207V211L224 210ZM237 208H238V207H237ZM245 208H246V207H245ZM3 209H5V208H3ZM10 209H9V210H10ZM48 209H49V211L47 210V212H50V206L48 207ZM93 209H95V210H93ZM100 209H102V208H100ZM124 209H125V208H124ZM124 209H123V211H124ZM147 209H148V208H147ZM220 209H221V208H220ZM225 209H226V208H225ZM240 209H241V208H239V210H240ZM246 209H247V208H246ZM23 210H22V211H23ZM27 210H28V209H27ZM31 210H32V209H31ZM103 210H102V211H103ZM107 210H108V209H107ZM107 210H105V211H107ZM129 210H130V209H129ZM170 210H171V209H170ZM170 210H169V211H170ZM175 210H176V209H175ZM184 210H185V209H184ZM192 210H193V209H192ZM208 210H209V211H207V212H210V211H211V208H209ZM213 210H214V209H213ZM237 210H238V209H237ZM242 210H243V212H245V211H244V207H243ZM1 211H2V209L0 210V212H1ZM3 211H5V210H3ZM3 211H2V212H3ZM7 211H8V210H7ZM22 211H21V214H23ZM28 211H29V210H28ZM44 211H45L44 213H46V210H44ZM80 211H81V212H80ZM80 211H78L79 214L77 213V215H79V216H80V213H82L83 210L81 209ZM98 211L100 212V210H98ZM123 211H122V213H124ZM171 211H172V210H171ZM171 211H170V212H171ZM177 211H178V210H176V214H177ZM179 211H180V209H179ZM181 211H183V210H181ZM181 211H180V212H181ZM189 211H190V210H189ZM196 211H197V210H196ZM201 211H202V210H201ZM246 211H248V210H246ZM10 212H8V213H10ZM14 212H15V211H14ZM14 212H13V214H14ZM29 212H30V211H29ZM31 212H32V211H31ZM108 212H109V211H108ZM126 212H128V211H126ZM126 212H125V214H126ZM172 212H173V211H172ZM190 212H191V211H190ZM254 212H255V211H254ZM73 213H75V212H73ZM96 213L98 214V212H96ZM102 213H103V212H102ZM102 213H101V215H102ZM214 213H215V211H214ZM227 213H228V211H227ZM262 213H264V212H262ZM46 214H47V213H46ZM48 214H50V213H48ZM52 214H53V213H52ZM52 214H51V215H52ZM54 214H56V213L54 212ZM99 214H100V213H99ZM99 214H98V215H99ZM174 214H175V212H174ZM180 214H181V213H180ZM185 214H186V213H185ZM192 214H193V212H192ZM203 214H204V213H203ZM217 214H218V213H215V215H217ZM240 214H242V213H240ZM1 215H3V213H2ZM1 215H0V218H1ZM11 215H12V214L10 213V217H11ZM28 215H30V214H28ZM34 215H35V214H34ZM37 215H38V214H37ZM98 215H95V216H97V218H98ZM110 215H113L112 212H111ZM120 215L122 216L123 214L120 213ZM169 215H171V214H169ZM169 215H168V217L171 218V216H169ZM189 215H191V213H189ZM189 215H188V216H189ZM194 215L197 216L196 213H194ZM211 215L213 216V214H211ZM215 215H214L213 217H215ZM218 215H219V214H218ZM233 215H234V214H233ZM17 216H18V217H21V216H19V215H15V218H16ZM38 216H41V215H38ZM48 216H49V215H48ZM70 216H72V215H69L68 217H70ZM82 216H83V215H82ZM95 216H92V219H91V217H90V218H89V217L86 218L85 216H84V217H85L87 220L92 221L93 218H95ZM99 216H100V215H99ZM124 216H125V215H124ZM179 216H181V215H179ZM221 216H222V215H221ZM227 216H228V215H227ZM248 216H249V215H248ZM260 216H261V215H260ZM29 217L32 218V213H31V215H30ZM29 217L27 216V218H29ZM35 217L37 218V216H35ZM51 217H53V219H54V216H51ZM84 217H83V218H84ZM101 217L103 218V216H101ZM150 217H151V215H150ZM172 217H173V216H172ZM191 217L194 218V216H192V215H191ZM201 217H203V215H202ZM204 217H206V214H205ZM204 217H203V220H204ZM219 217H220V215L217 217V219H220V220H221V219L223 218V217H222V218H219ZM228 217H229V216H228ZM27 218H25V217L23 218V217H22V218H20V220H21V219L27 220ZM33 218H34V217H33ZM33 218H32V223H33ZM44 218H45V217H44ZM74 218H76V219L78 218V219H79V217H74ZM74 218H73V219H74ZM88 218H89V219H88ZM97 218H96V219H97ZM102 218H101V220H102V222H103V224H104V220H103ZM110 218H111V216H110ZM120 218H121V217H120ZM132 218H133V217H132ZM182 218H183V217H182ZM195 218H197V217H195ZM195 218H194V219H195ZM225 218H226V217H225ZM225 218H224V219H225ZM231 218H232V217H231ZM233 218H234V216H233ZM235 218H237L236 215H235ZM262 218H264V217H262ZM45 219H46V218H45ZM45 219H44V221H45ZM73 219L70 220V221H72V224L75 222V221H74L75 219H74V220H73ZM115 219L117 220V218H114V221H115ZM124 219H125V218H124ZM127 219H128V218H127ZM163 219H164V218H163ZM167 219H168V218H167ZM188 219H189V218H188ZM194 219H193V220H194ZM209 219H210V218H209ZM209 219H208V220H209ZM212 219H213V218H212ZM212 219H211V220H212ZM215 219H216V218H215ZM217 219H216V220H217ZM226 219H228V218H226ZM226 219H225V220H226ZM248 219H249V218H248ZM253 219H254V218H253ZM28 220H31V219H28ZM46 220H47V219H46ZM50 220H52V219L50 218ZM50 220H48V223H51ZM56 220H57V219H56ZM58 220H59V219H58ZM58 220H57V222H56V225L53 226V227H56V228H57V226H58ZM64 220H65V219H64ZM66 220H67V219H66ZM66 220H65V222H66ZM87 220H86V221H87ZM99 220H100V219H99ZM101 220H100V221H101ZM108 220H109V219L106 220L107 223H108ZM118 220H119V219H118ZM118 220H117V221H118ZM122 220H123V219H122ZM169 220H170V219H169ZM172 220H173V218H172ZM180 220H181V219H180ZM180 220H179V221H180ZM189 220H192V218L189 219ZM195 220H196V219H195ZM203 220H202V223H203ZM208 220H207L206 223H208ZM216 220H215V221H216ZM220 220H218V221L220 222ZM233 220H234V219H233ZM7 221H9V220H7ZM12 221H13V219H12ZM14 221H16V219H15ZM14 221H13V222H14ZM18 221H19V220H18ZM18 221H17V223H18ZM40 221H41V219H39V222H40ZM49 221H50V222H49ZM79 221H80V220H79ZM89 221H87V222H88L89 224H91V226L89 225V227L87 228V230L85 231V233H82V234H78V233H79V230H77V228H76V229H71V228H75L76 226H74V225H72V226L69 225V227L71 226V228H70L71 231H72V230L75 231L76 234H75L73 231H72V232H73L75 235H78V236L74 239V242H73V239L71 240V242H73V243L70 245L71 248L69 247L70 249H72V247H74V249H75L74 252H73L74 249H72V250L69 249V250L71 251V252H70L71 255H70V254H69V255H70L72 258H71V259L68 258V259H69V262H70L71 264H75V263H76V262L74 263L73 260L78 261L77 264H141V263H140V260H144V258L142 259L144 252H143V253H140L139 251H141V250H139L138 252H136V253H138V254H142V257H139V261H138V259L136 258L137 256L134 257L132 253H131V254L128 253V252H129V249H127V248H128L127 244H129V242H130L129 240H131V238H130V237L132 236L131 234H129V235H130V237H129L130 239L127 240V243L125 242L126 245H125V244L123 245L124 247L127 246V248H125V249H126L125 251L128 250V252H127L126 254L131 255L130 257H128L127 255H125V253H124L125 251H124L119 245H117L118 242H115L116 244L113 242V243H114L113 245H111L112 243L110 244L111 241L108 242L109 240H108L107 238H110L111 235H113V236L115 237L114 234H118L117 231L114 232V231L112 230V232H114V234L111 233V235H110V237H109V236H108L109 234H107V231H108V228H109L110 225H108V224L106 223V224H104V226H100V227H99V225H101L102 222H100V223L98 222V223H99V225H98V223H97V221H96L95 223H97V225H96L95 228H94V227H93V222L91 223V222H89ZM94 221H95V219H94ZM109 221H110V220H109ZM111 221H112V218H111ZM114 221H112V222H114ZM125 221H127V220H125ZM128 221H129V220H128ZM132 221H133V220H132ZM132 221H131V222H132ZM176 221H178V220L176 219ZM181 221H183V220H181ZM187 221H188V220H187ZM200 221H201V220H200ZM230 221H232V220L229 219L228 222H227V220H226V222L228 223L227 226H226V223L224 222V220H221L220 226H221L222 228H220V227L218 226V227L220 228V230H222V229L225 230L226 227H227V230H225V231L223 230V231H222V232H223V235H224V232L228 231V229H230V231H231V229H232V228H230L231 226L228 228V225H230V224H229ZM235 221H237V220H235ZM242 221H243V220H242ZM251 221H252V223H253V220H252V219L249 220L248 223H250ZM256 221H257V220H256ZM259 221H260V220H259ZM262 221H264V220H262ZM22 222H23V220H22ZM27 222H28V221H27ZM41 222H42V221H41ZM65 222H64V223H65ZM76 222H77V221H76ZM76 222H75V223H76ZM133 222H135V221H133ZM133 222H132V224H135V223H133ZM171 222H173V221H171ZM210 222H211V221H210ZM222 222H224V223H222ZM232 222H233V221H232ZM237 222H239V221H237ZM244 222H246V221L244 220ZM260 222H261V221H260ZM9 223H10V222H9ZM20 223H21V221H20ZM25 223H26V221H25ZM64 223H62V225H63ZM75 223H74V224H75ZM78 223H79V225H80V222H78ZM95 223H94V224H95ZM115 223H116V221L113 223V225H114ZM127 223H128V222H127ZM175 223H176V222H175ZM182 223H183V222H182ZM188 223H189V221H188ZM213 223H214V221H212V224H213ZM216 223H218V222L216 221ZM261 223H262V222H261ZM26 224H27V223H26ZM30 224H31V222H30ZM54 224H55V223H54ZM103 224H102V225H103ZM120 224H122V221H121ZM124 224H125V223H124ZM132 224H131V225H132ZM136 224H137V223H136ZM167 224H168V223H167ZM169 224H170V223H169ZM169 224H168V225H169ZM198 224H199V223H198ZM204 224H205V222H204ZM204 224H203V226H204ZM209 224H210V223H209ZM224 224H225L226 227L224 226ZM243 224H244V223H243ZM8 225H9V224H8ZM17 225H18V224H17ZM22 225H23V224H21V226H22ZM32 225H33V224H32ZM32 225H31L30 227H33ZM39 225H40V224H39ZM39 225H37V226H39ZM79 225L77 226L78 228H79ZM111 225H112V224H111ZM131 225H130V226H131ZM156 225H158V224H156ZM159 225H160V224H159ZM164 225H165V224H164ZM189 225H190V223H189ZM200 225H201V224H200ZM214 225H216V224L214 223ZM222 225H223V226H222ZM232 225H233V224H232ZM245 225H247V223H245ZM253 225H254V224H253ZM262 225H264V224H262ZM6 226H7V225H6ZM11 226H13V225H11ZM14 226H16V222H14ZM44 226L46 227V225H44ZM64 226H65V225H64ZM107 226H108V228H107ZM115 226H116V225H115ZM134 226H135V225H134ZM134 226L132 227V228H133V230H132L133 232H134V230H135V227H134ZM172 226H174V225H172ZM176 226H177V224H176ZM197 226L199 227V225H197ZM197 226H196V227H197ZM211 226H212V225H211ZM234 226L236 227V225H234ZM7 227H8V226H7ZM17 227H18V226H17ZM28 227H29V225H28ZM50 227L52 228V226H50ZM80 227H81V225H80ZM121 227H122V229H123V226H121ZM124 227H125V225H124ZM155 227L157 228V226H155ZM161 227H163V226L161 225ZM204 227H205V226H204ZM204 227H203V228H204ZM213 227H214V226H213ZM218 227H214V228H218ZM223 227H224V228H223ZM232 227H233V226H232ZM235 227H234V228H235ZM251 227H252V226H251ZM260 227H261V226H260ZM20 228H21V227H20ZM43 228H44V227H43ZM43 228H42V226H40V229H42V231L44 230ZM46 228H47V227H46ZM48 228H49V227H48ZM56 228H55V229H56ZM58 228L60 229L59 226H58ZM65 228H66V227H64V230H65ZM83 228H84V227H83ZM164 228L166 229V227H164ZM193 228H195V227H193ZM199 228H200V227H199ZM203 228H202V229H203ZM214 228H213V229H214ZM219 228H218V230H216V229H214V230H216V231H218V233H220ZM243 228H244V225H243ZM254 228H255V227H254ZM5 229H6V228H5ZM14 229H15V228H14ZM22 229H23V228H22ZM22 229H21V230H22ZM29 229H31V228H29ZM38 229H39V228H38ZM40 229H39V231H41ZM112 229H113V227H112ZM118 229H119V227H118ZM124 229H126V227H125ZM174 229H175V228H174ZM200 229H201V228H200ZM200 229H199V230H200ZM207 229H208V228H207ZM252 229H253V228H252ZM260 229L262 230V229H264V228H259L258 230H260ZM10 230L13 231V232L18 231V229H17L16 231H14V230H12V229H10ZM19 230H20V229H19ZM21 230H20V231H21ZM48 230H49V229H48ZM52 230H53V229H52ZM52 230H50V231H52ZM64 230H63V231H64ZM68 230H69V229H68ZM76 230H77V232H76ZM114 230H115V229H114ZM155 230H157V229H155ZM159 230H160V229H159ZM166 230H167V229H166ZM204 230H206V229H204ZM204 230H203V233H202V234H204V235L201 234V230H200L199 232L197 231V234L200 233V236H199V235H198V236L202 239V240H201V239L198 238L199 241H200V240H201V241H203V240L205 241V240H206V237L208 236V233H205L206 231H204ZM209 230H211V229H209ZM209 230H208V232H209ZM235 230H236V229H234V230H232V231H235ZM255 230H256V229H255ZM6 231H7V229H6ZM6 231H5V232H6ZM20 231H19V233H20ZM50 231H49V232H50ZM53 231H54V230H53ZM58 231H59V230H58ZM118 231H119V230H118ZM122 231H123V230H122ZM128 231H130V230H128ZM151 231H152V233H153L152 235H154L153 230H151ZM151 231H149V232L151 233ZM171 231H172V229H171ZM187 231H189V230H187ZM212 231H213V230H212ZM230 231H229V232H230ZM232 231H231V233H232ZM237 231H238V230H236L234 233H237ZM242 231H243V230H242ZM251 231H252V230H251ZM27 232H28V231H27ZM43 232L45 233L46 230H44ZM43 232H42V234H41L42 236H43ZM54 232H55V231H54ZM54 232H53V233H54ZM65 232H67V229H66ZM69 232H70V231H69ZM108 232L110 233V231H108ZM116 232H117V233H116ZM120 232H121V231H120ZM126 232H127V231H126ZM126 232H125V233H126ZM158 232H159V231L157 230V233H158ZM175 232H176V231H175ZM222 232H221V234H222ZM229 232L225 233V235L228 234ZM245 232H246V231H245ZM2 233H3V232H2ZM7 233H8V232H7ZM7 233H6V235H7ZM28 233H29V232H28ZM46 233H47V232H46ZM46 233H45V234H46ZM55 233H56V232H55ZM58 233L60 234V232H57L56 234H58ZM63 233H64V232H63ZM123 233H124V232H123ZM131 233H132V232H131ZM150 233H149V234H150ZM169 233H170V232H169ZM184 233H187V232L185 231ZM209 233L211 234V232H209ZM218 233H217L216 236H217V237H220V235H219ZM252 233H253V232H251V234H252ZM254 233H255V232H254ZM15 234H16V233H15ZM47 234H48V233H47ZM50 234H52V233H50ZM56 234H55V235H56ZM74 234H71V235L73 236ZM106 234H107V235H106ZM126 234H127V233H126ZM147 234H148V233H147ZM149 234H148V235H149ZM160 234H161V233H160ZM163 234H164V233H163ZM166 234H167V233H166ZM173 234H174V232H173ZM176 234H177V233H176ZM205 234H206V236H205ZM242 234H244V232H243ZM245 234H246V233H245ZM245 234H244V235H245ZM247 234H248V233H247ZM261 234H262V233H261ZM1 235H2V234H1ZM25 235H26V234H25ZM60 235H61V234H60ZM60 235H59V238H60ZM64 235H65V234H63V237H65V238L62 237L63 240H62V239H59V238H58V235H57L56 238L58 239V241H57V240H56V241L61 243V240H62V244H63V243H64V244L67 243V245H68V242L70 241V240H69L70 237L73 238V237L75 236V235H74L73 237H72V236H69V237L66 238V235H65V236H64ZM68 235H70V233L67 232V236H68ZM79 235H81V237H85L84 240H82V238H80ZM152 235H151V236H152ZM170 235L172 236L171 233H170ZM182 235H183V233H182ZM185 235H186V234H185ZM185 235H183V236H185ZM187 235H188V233H187ZM187 235H186V238H185V239H187ZM213 235H214V233H213ZM244 235H243V236H244ZM254 235H255V234H254ZM254 235H252V236H254ZM256 235H257V234H256ZM256 235H255V236H256ZM10 236H11V235H10ZM17 236H19V235H17ZM17 236H16V238H17ZM29 236H30V235H29ZM38 236H39V234H38ZM42 236H41V238H42ZM45 236H46V235H45ZM47 236H48V235H47ZM51 236H52V235H51ZM61 236H62V235H61ZM101 236H102V237H101ZM119 236H121V235H119ZM119 236H118V237H119ZM124 236H127V235H124ZM124 236H123V237H124ZM140 236L143 237L142 234H141ZM149 236H150V235H149ZM155 236L157 237L158 235H155ZM159 236H160V235H159ZM166 236H167V235H166ZM190 236H191V235H189L188 237L190 238ZM216 236H214V237L217 238ZM221 236H222V235H221ZM226 236H227V235H226ZM229 236H232V237H233V233H232L231 235H230V234L228 235V238H232V237H229ZM236 236H237V235H236ZM250 236H251V235H250ZM250 236H249V237H250ZM257 236H259V234H258ZM4 237H5V236H4ZM6 237H8V235H7ZM14 237H15V236H14ZM22 237H23V235H22ZM54 237H55V236H54ZM78 237H79L80 239L77 241ZM103 237H104V239H103ZM106 237H107V238H106ZM114 237H113V238H114ZM116 237H117V236H116ZM116 237H115V238H116ZM121 237H122V236H121ZM123 237H122V238H123ZM138 237H139V236H138ZM191 237H192V236H191ZM195 237H196V236H195ZM208 237H209V236H208ZM210 237H212V235H211ZM210 237L208 238L209 240L212 239V238H210ZM214 237H213V239H214V241H215V238H214ZM1 238H2V236H1ZM24 238H27V237H24ZM32 238H33V237H32ZM36 238H37V237H36ZM41 238H40V237L37 238L38 240L35 239L36 241H38V242H36V243H39V245L37 244L38 247L40 246V243H41V242H39V240H40ZM45 238H47V237H45ZM51 238H52V237H51ZM51 238H48V239H51ZM56 238H54V239H56ZM68 238H69V239H68ZM98 238H99V240H98ZM115 238H114V240H115ZM125 238H126V237H125ZM135 238H136V237H135ZM151 238H152V237H151ZM157 238H158V237H157ZM157 238H156V239H157ZM159 238H160V237H159ZM170 238H171V237H170ZM181 238H182V236H181ZM189 238H188V239H189ZM196 238H197V237H196ZM223 238H224V237H223ZM228 238H227V239H228ZM233 238H234V237H233ZM233 238H232V239H233ZM4 239H5L6 242H7V238H4ZM10 239H11V238H10ZM65 239H67V240H69V241L67 242V240L65 241ZM100 239H101L102 241H100ZM105 239L108 240L107 242H108L109 244H108V243H107V244H108L109 246H108V245L106 246V243H105V245L102 247V244H103L102 242H103ZM117 239H118V238H117ZM123 239H124V238H123ZM136 239H137V238H136ZM143 239H144V238H143ZM168 239H169V238H167V240H168ZM179 239H180V238H179ZM185 239H183V240H185ZM188 239H187V240H188ZM225 239H226V237H225L223 240H225ZM227 239H226V240H227ZM257 239H258V238H257ZM1 240H2V239H1ZM8 240H9V238H8ZM12 240H14V239H12ZM15 240H16V239H15ZM23 240H24V239H23ZM26 240H27V239H26ZM29 240H30V238H29ZM31 240H32V239H31ZM31 240H30V241H31ZM106 240H105V241H106ZM137 240H138L137 242H140L139 239H137ZM180 240H181V239H180ZM187 240H186V241H187ZM190 240L194 241V240L191 239V238H190L188 241H190ZM196 240H197V239H196ZM223 240H220V241H223ZM244 240H245V239H244ZM253 240H254V239H253ZM40 241H41V240H40ZM56 241H55V242H56ZM75 241H77V242H75ZM141 241H142V240H141ZM157 241H158V239H157ZM201 241H200V242H201ZM28 242H29V241H28ZM31 242H32V241H31ZM57 242H56V243H57ZM122 242H124V241H122ZM137 242H135V243H137ZM171 242H172V239H170V243H171ZM211 242H212V241H211ZM218 242H219V241H218ZM244 242H245V241H244ZM7 243H8V242H7ZM60 243H59V244H60ZM148 243H149V242H148ZM153 243H154V241H153ZM153 243H152V244H153ZM155 243H156V242H155ZM168 243H169V240L167 241V244H168ZM173 243H174V242H173ZM173 243H172V244H173ZM187 243H188V242H186V244H187ZM195 243H197V241H196ZM204 243H205V242H204ZM204 243H203V244H204ZM212 243H213V242H212ZM221 243H222V242H221ZM221 243L219 242V244H221ZM227 243H228V242H227ZM235 243H236V242H235ZM12 244H14V243H12ZM27 244H28V243H27ZM30 244H31V243H30ZM42 244H43V243H42ZM44 244H45V243H44ZM46 244H48V243H46ZM46 244H45V245H46ZM64 244H63V246H65ZM132 244H134V243H132ZM149 244H150V243H149ZM172 244H169V245L172 246ZM174 244H176V242H175ZM186 244H185V245H186ZM197 244H198V243H197ZM219 244L217 243V246H218ZM255 244H256V243H255ZM24 245H25V244H24ZM55 245H56V244H55ZM55 245H54V246H55ZM134 245H135V244H134ZM141 245H142V244H141ZM156 245H157V244H156ZM165 245H166V244H165ZM181 245H182V244H181ZM189 245H190V244H189ZM207 245H208V244H207ZM239 245H240V244H239ZM258 245H259V244H258ZM57 246H59V245L57 244ZM57 246H55V247H57ZM160 246H161V244H160ZM173 246H174V245H173ZM173 246H172V248H173ZM175 246H176V245H175ZM199 246L201 247V245H198V247H199ZM241 246H242V245H241ZM241 246H240V247H241ZM253 246H254V245H253ZM253 246H252V247H253ZM259 246H260V245H259ZM259 246L257 247L258 250H259L260 247H261V249H264V245H262V246H260V247H259ZM6 247H7V246H6ZM11 247H13V245H12ZM35 247H36V246H35ZM38 247H37V248H38ZM41 247H42V246H41ZM45 247H46V246H45ZM59 247H60V246H59ZM146 247H147V246H146ZM150 247H151V245H148V248H147V249H151ZM166 247L169 248V246H165V249H166ZM184 247L186 248V246H184ZM193 247H194V246H193ZM196 247H197V246H196ZM200 247H199V248H200ZM202 247H203V246H202ZM205 247H206V245H205ZM8 248H9V247H8ZM31 248H32V247H31ZM61 248H62V246H61ZM65 248H66V246H65ZM141 248H142V246H141ZM153 248H154V244L152 245V249H153ZM236 248H237V247H236ZM249 248H250V247H249ZM255 248H256V247H255ZM255 248H254V249H255ZM6 249H7V248H6ZM11 249H12V248H11ZM11 249H10V250H11ZM20 249H21V248H20ZM20 249H19V250H20ZM26 249H28V248L26 247L25 250H26ZM39 249H40V248H39ZM43 249H44V248H43ZM56 249H57V248H56ZM131 249H133V247H132ZM142 249H143V248H142ZM147 249H146V250H147ZM173 249H174V248H173ZM175 249H176V247H175ZM175 249H174V253H175ZM195 249H196V248H195ZM195 249L193 250L194 254H196V253H195V251H196ZM197 249H198V248H197ZM207 249H208V248H207ZM225 249H226V248H225ZM252 249H253V248H252ZM0 250H1V248H0ZM28 250L30 251V249H28ZM36 250H37V249L34 250V251H35V254H36V252L38 251V250H37V251H36ZM54 250H55V249H54ZM61 250H62V249H61ZM136 250H137V249H136ZM136 250H135V251H136ZM155 250H156V249H155ZM160 250H161V249H160ZM200 250H201V248H200ZM200 250H199V251H200ZM231 250H232V249H231ZM247 250H248V248H247ZM7 251H8V250H6V253L9 252V251H8V252H7ZM12 251H13V249H12ZM29 251H28V252H29ZM41 251H43V250H41ZM76 251H77V252H76ZM150 251H151V250H150ZM208 251H210V250H208ZM211 251H212V250H211ZM219 251H220V250H219ZM235 251H236V250H235ZM256 251H257V249H256ZM256 251H255V252H256ZM259 251H260V250H259ZM14 252L16 253V250H14ZM14 252H13V253H14ZM20 252H21V251H20ZM23 252H24V251H23ZM39 252H40V250H39ZM59 252H60V250H58V254H59ZM72 252H73V253H72ZM75 252H76V253H75ZM147 252H148V250H147ZM153 252H154V251H153ZM166 252H167V251H166ZM185 252H186V251H184V253H185ZM196 252H197V251H196ZM204 252H205V251H204ZM204 252H203V253H204ZM252 252H253V251H251V253H252ZM261 252H264V251L261 250L260 253H261ZM21 253H22V252H21ZM37 253H38V252H37ZM44 253H45V252H44ZM44 253H43V257L45 256ZM46 253H48V252L46 251ZM55 253H56V252H55ZM151 253H152V251H151ZM156 253H157V252H156ZM156 253H155V254H156ZM160 253H161V252H159L158 254H160ZM167 253H168V252H167ZM167 253H166V254H167ZM177 253H178V251H177ZM179 253H180V254H183V253H181V252H179ZM187 253H188V252H187ZM198 253H199V252H198ZM198 253H197V254H198ZM210 253H211V252H210ZM245 253H246V252H244V254H245ZM247 253H248L247 255H250V256H251V253H250L249 251H248ZM249 253H250V254H249ZM257 253H258V252H257ZM0 254H1V253H0ZM2 254H3V252H2ZM4 254H5V253H4ZM9 254H10V253H9ZM11 254H12V253H11ZM24 254H25V252H24ZM24 254H21V255H24ZM26 254H27V253H26ZM26 254H25V255H26ZM58 254H57V255H58ZM75 254H76V255H75ZM149 254H150V253H149ZM168 254H169V253H168ZM168 254H167V255H168ZM180 254H179V256H180ZM190 254H191V252H190ZM205 254H206V253H205ZM214 254H215V253H214ZM218 254H219V253H218ZM253 254H254V252H253ZM253 254H252V255H253ZM6 255H7V254H6ZM27 255H28V254H27ZM29 255L32 256V254H30V253H29ZM54 255H56V254H54ZM54 255H53V251H52V252H51V256L55 258ZM65 255H66V254H65ZM72 255H75L74 257H75V258L77 257L78 259H73L74 257H73ZM77 255H78V256H77ZM150 255H151V254H150ZM161 255L163 256V251H162ZM161 255H159V257H158V255H157L158 258H157L156 255H155L156 259H155V257H153V255H152V257H153L154 259H153L152 257H150V256H146V258L149 259V262L151 261L150 264H152V263L155 264L157 259H160V260H161V257H160ZM173 255H174V254H173ZM176 255H177V254H176ZM176 255H174V256L176 257L175 259H176V261H177V260L179 261V259L182 258V257L179 258V256L177 255V256H178V257H177ZM185 255H186V254H185ZM203 255H204V254H203ZM211 255H212V253H211ZM247 255H246V256H247ZM261 255H262V254H261ZM49 256H50V255H49ZM51 256H50V258L52 259ZM59 256H60V255H59ZM70 256H69V257H70ZM174 256L169 257V255H168V258H166V257L164 256V257H163V261H166V260L168 259V261L171 262V261L174 259V258H173ZM183 256H184V254H183ZM215 256H216V255H215ZM219 256H220V254H219ZM222 256H223V255H222ZM243 256H244V255H242V256L240 255V258L243 257ZM250 256H249L248 258H251V263L253 262V261H252L253 258H255L257 261L260 260L259 258L257 259L256 256H255V257L252 256L253 258L250 257ZM6 257H8V255H7ZM32 257H33V256H32ZM41 257H42V256L40 255V259H43V258H41ZM65 257H67V256H65ZM190 257H191V256H190ZM193 257H194V256H193ZM195 257H196V255H195ZM195 257H194V258H195ZM212 257H213V256H212ZM244 257H245V256H244ZM244 257H243V259H244ZM261 257H262V256H261ZM261 257H260V258H261ZM46 258H47V257H45V258L43 259V260H45V262H46ZM57 258H58V256H57ZM135 258H136V259H135ZM150 258H151V260H150ZM169 258H170V259H169ZM171 258H173V259H171ZM177 258H178V259H177ZM219 258H220V257H219ZM219 258H217V259H219ZM223 258H224V257H223ZM223 258H222V259H223ZM234 258L237 260L238 257L236 258L235 256H233L231 259H234ZM246 258H247V257H246ZM248 258H247V259H248ZM262 258H264V257H262ZM6 259H7V258H6ZM15 259H16V257H15ZM15 259H14V260H15ZM18 259H20V258H18ZM18 259H16V260H17V261H20V260H18ZM47 259H49V258H47ZM59 259H60V258H59ZM61 259H62V258H61ZM65 259H66V258H65ZM164 259H166V260H164ZM192 259H193V258H192ZM213 259H214V257L211 258V256H210V259L208 258V262H206V263H207V264H208V263L210 264V262H211V264L214 263V262H212ZM217 259H216V260H217ZM228 259H229V260H228ZM238 259H239V258H238ZM247 259H246V260L244 259V261L241 262V264H244V262H246ZM16 260H15L14 262H17ZM70 260H72V261H70ZM190 260H191V258H190ZM200 260H201V259H200ZM209 260H210V262H209ZM223 260H224V259H223ZM226 260H227V261H230V264H231V262L233 261V260H230V258H227ZM236 260H235V261H236ZM253 260H254V259H253ZM256 260H255V261H256ZM24 261H25V260H24ZM24 261H23L22 263H24ZM56 261H57V260H56ZM67 261H68V260H67ZM137 261H138V263H137ZM168 261H166V262H168ZM178 261H177V262H178ZM227 261H226V264H227ZM235 261H233L232 264H235V263H234ZM239 261H240V260H239ZM255 261H254V262H255ZM257 261H256V263H254V264H258ZM42 262H43V261H42ZM49 262H50V260L48 261V263H49ZM58 262H59V261H58ZM69 262H68V263H69ZM72 262H73V263H72ZM142 262H143V261H142ZM173 262H174V260H173ZM180 262H181V261H180ZM220 262L223 264L222 261H220ZM220 262H219V260H218V263H219V264H221ZM258 262H259V261H258ZM48 263H47V264H48ZM51 263H52V262H51ZM54 263H55V261H54ZM54 263H52V264H54ZM60 263H61V262H60ZM62 263H63V262H62ZM64 263H65V262H64ZM66 263H67V262H66ZM70 263H69V264H70ZM143 263H144V262H143ZM143 263H142V264H143ZM218 263H216V264H218ZM224 263H225V262H224ZM246 263H247V262H246ZM248 263H250L249 259H248ZM248 263H247V264H248ZM251 263H250V264H251ZM14 264H15V263H14ZM16 264H20V262H19V263H16ZM24 264H32V262H28V263H24ZM49 264H50V263H49ZM55 264H57V263H55ZM159 264H162V263H160V261H159ZM165 264H166V263H165ZM169 264H170V263H169ZM179 264H180V263H179ZM188 264H189V263H188ZM203 264H204V263H203ZM236 264H237V262H236ZM259 264H260V263H259Z\"/></svg>", "mask_w": 264, "mask_h": 264}]
</instances>
